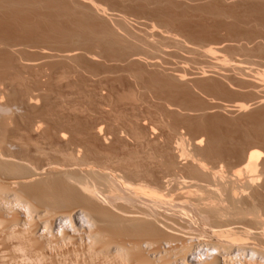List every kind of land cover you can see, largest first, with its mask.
<instances>
[{
	"label": "rangeland",
	"instance_id": "rangeland-1",
	"mask_svg": "<svg viewBox=\"0 0 264 264\" xmlns=\"http://www.w3.org/2000/svg\"><path fill=\"white\" fill-rule=\"evenodd\" d=\"M22 1H25L24 4L22 3ZM46 1H47V4L46 3L44 4V2H46ZM84 1L85 0H72V1L71 0H65V1L64 0H61V1L60 0H51V1L50 0H21V1L20 0H18V1L17 0H0V38L2 37L1 40H3L2 43H0L1 44L0 45V51L1 50H7L6 53L8 52L7 54L11 57V58L10 57L5 58V55L3 54V52H2V54L0 52V55L2 57L4 55V57L0 58V59L3 60L5 58L4 59L5 61H7V60L9 61L7 63H10V61H12V64H10L11 65L10 67L11 68H12V66L16 67V68H12V69L9 68V69H11V70H8L9 74L10 73L18 74V76H20V78L23 77L20 79L18 76H16L17 77L16 78L12 74H10V76L12 75L14 78H16V81H13L14 78L12 77L13 78L12 79L8 75V73L7 74L5 73V72H8L7 67L9 66V64H8V66H5L6 65L5 61L0 60V61H2V63L1 62L0 63L3 64V66L2 65L1 66L2 67L5 66L7 68L6 71H5V69H3L5 72L2 71V69H0V72L2 71L1 72L2 74L5 73L6 75H8V79H9V77L12 79V80L10 79L8 81L6 75H5L6 76L5 78L3 77L4 74H3V76H0L1 80L3 78L7 79V80H3V82H1V80H0V124L2 121H3L2 124H5V125H3V127L0 126L3 129V131L0 130L1 131L0 135H4V134L8 135V138L4 135V138L9 139V140H7L8 143L4 141V143L8 147V149H6V150H10L11 153L13 151L14 154H15V152L18 153L17 156H19V154H20L19 157H21L22 153L24 156H26L25 154L28 153L31 149H32V151H30L29 153L33 152L34 148H31V149L29 148L31 145V143H29V142H31L32 139H33V141H36L37 144H40L39 142H41L42 144H40L39 146L40 147L43 146L42 148H44L45 150L44 149H42V150L47 152L46 155L48 158L47 157L45 158V159H47V162L51 161V163H53V162L57 163L58 166L62 165L63 168H62V166H60L62 169H65V166H66V168H68L67 166L70 165V163H71V165H73L72 163H74L75 165H79V166H77L78 169H80V168L86 169L87 168V170H89V168H90V171L94 170V169L97 170V171L94 170L92 172L93 173L92 175H86L84 172H80V174H81V176H85V178L87 177V179H88L87 181L93 183V184L92 183H90V184L93 185L94 187H96L95 190L99 189L97 191L94 190L95 191L94 194H96V195H94L95 196L94 198L97 197L99 202L103 203V205H101V206H103V208H105L104 211H106V208L108 207V209H111V213H114L116 211L115 213H121V215L124 214L123 216H129V215H132V214H130V212H132V213L134 211L137 212L136 211V205L137 206L142 205L140 207H137V210L139 208H143L142 211H141V209L138 211L140 213L137 212V215L134 214L135 212L133 213L135 216L138 217V215H139V216H144L146 218V215L142 214V213H145V212H143V210L145 211V209H144L145 207H148L146 209V211L148 210L146 212L147 215H148L149 210H151L150 212L153 213V214L152 213H149V214H150V216H152L150 218L151 221L154 220L155 223L157 221V217L160 218V216L163 215L162 219H163V217H165L164 218V220L166 221L165 224L170 223L172 228L174 227L171 230L170 224H169L170 228L167 227L168 225L165 226V227H167V229L169 228V230L172 231V232L169 231L171 233H167V234H171L170 236L166 235L168 238L166 236L163 237V235H164L163 232L164 231L168 232V230L162 224L158 223L159 220L156 223L157 226H155V223L153 221L152 222L150 221V222L152 224L154 223L153 226L157 227V229L160 228V229L164 230L162 232L163 233L162 237H158V239L159 238L160 239L161 238L162 239L167 238L168 241L167 240H165V241L168 242V245L172 249L171 250L172 252L164 255V252L162 251L163 246L162 245L160 246V244L158 243V239H157V241L156 240L153 242L150 241L149 243H151V246H152V248H150V249H152L151 251L157 249V251L155 250L156 251L155 255H153L154 251L152 252L153 253L152 256H154V258H152V259L155 260V261L154 260L152 261V262H154L153 264H164V263H166V264L167 263L168 264H181V263L182 264H184V263H186V264H204V263L205 264H216V262H217V264H224V263L225 264H227V263L228 264H249V263L250 264H262V260L264 261V255H263V253H264V240H263L264 239V236H263L264 235V223H262V221H261V223L263 225L262 224L255 225L254 223L251 224L250 220L247 218H246V220L245 219H243V221L241 220V222H240V219L239 220L236 219L235 222L237 223V225L234 224L233 226H231L235 230L234 231L235 233L232 231L231 234L234 233L233 235L224 236L226 234L224 232L227 230V228H225L224 225H223L224 227L222 226L223 223L222 224L218 223V227H217V224L213 223V221H212V220H214V219H212V216L208 217L205 214H201L200 212L197 211L196 207L194 205H192V202L194 204L195 201L198 202V200L200 201V199H201V196H200V199H198L199 196H198V198L196 196L198 190L196 191V194H193V193H195L193 190H196L198 188H196V189L194 188L193 190L191 188V190L193 191L191 193V195L192 196L195 195L197 199L191 198V196L189 195L191 198L190 199L191 204L188 203L189 205L187 204V202H189V197L187 198L188 201L186 200V202H184V203H181V202L185 201L186 198H184V200L180 199L179 200L180 202L178 201V206H179L178 208H175L172 206L170 207L169 205H167V208L165 205H156V204L153 205V203L146 200L142 196V194H140V192H139V194L142 197L139 196V194L137 195V193H135V191L133 192L132 188L134 186L137 187L138 185H140V184L137 185V183H141L143 181V179L146 176V172H147V178L144 179V181L142 182L141 185H143L144 182L146 185L147 180H150L148 182L149 183L152 182V183L147 184V185L150 187L152 184V186H153L154 185L153 183L154 182L156 183L159 180V178H160L159 174H161L162 175L161 177L163 178V179L160 178V180L161 179H162L161 181L165 180L164 178L170 172H167L168 174L165 173V171H168L169 169H166V167H164V165L162 164L163 161L162 162L160 161L161 157L159 155H160V152H163L161 154L164 155L166 153L168 157L170 156L169 157L170 159H172L174 157L172 160H174L175 163H176V161H178L177 162L178 164H177V166H175V169L174 168L172 169L173 170L172 172L174 173V175L176 174L174 177L179 178L177 180L181 181L180 178L183 180H185V178H186V181L198 182L197 184L198 185L202 184V187H203V184H204V187L209 186V184H211V186H213V183L217 184V183H215L217 180L215 179L216 181L214 180V182H211L213 180L211 178L212 174H210V173L217 171L220 174L225 175V177L223 176L225 179V182H226V180H228L230 183L232 182V185L234 183L236 184V185L235 184L233 185L234 187L238 186V189H236L237 191L234 190L235 191L234 196L237 197V198H235V201H237V199L239 201V199H240L241 203H239L237 201L239 203L240 208L242 207V209L243 208L245 209V207H255V205H258L259 208H260V206H262V208H264V206H263L264 205V188H263L264 187V185H263L264 184V180H263L264 179V177H263L264 176V167H263L264 165L262 164L264 162L263 161L264 160V158H263L264 157V144L262 143V141L264 142V140H263L264 139V128L262 129V131L261 130L260 131L255 130L257 128L254 129L255 125L257 126L260 124L262 125V123L264 124V121H263L264 103L260 101V99L264 98V7H261L264 5V1L263 0H259L260 2L258 0H154V2L151 0H88V2H87V0L85 2ZM156 1H158V3ZM41 2H43V3H41ZM49 2H53L54 4H51ZM62 2H63V4H61ZM90 2L91 3L93 2L97 5H100V7L103 9L105 8L104 12L100 11V14H102L103 16L100 15V17H99L98 14H95L93 12L91 13V10H88L90 8V6H89ZM35 3H36V6H35ZM260 3H263V5L260 6L259 5ZM55 4H57V5H55ZM120 4H122V5H120ZM162 4H164V5H162ZM37 5L38 6L40 5L41 7L40 6L38 7ZM50 5L51 6H57L58 8L57 7H54V8L49 7ZM63 5H64V7H63ZM165 5L169 8V10H167V7ZM65 6H66V8H65ZM256 6H257V8H256ZM3 8H4V10H2ZM55 8H57V9H55ZM60 8H61V10H60ZM41 9H43V10L45 9L46 11L45 10L43 11ZM49 9H51V10H49ZM9 11L12 13V16H11ZM72 11H74V12H72ZM257 11H259V12H257ZM43 13H45L44 14L45 16L43 15ZM54 14L57 15L58 17H56V16L54 17ZM65 14H67V15H65ZM69 14H71V15H69ZM83 15H85V16H83ZM88 15H89V17H88ZM47 16L49 18H45ZM71 16H73L75 18H73ZM36 17H38V18H36ZM79 17H80V19H79ZM83 17H85V19H83ZM90 17H91V19H89ZM96 17H98L99 19H97ZM102 17L104 20L102 19ZM57 18H58V20H57ZM86 18H88V19H86ZM6 19H8L7 22L10 21L8 24L14 23L17 20L16 23L21 22V23H19V25H22L24 27L16 25L15 30H13L14 27L11 30V29H9V28H11L10 27L11 24H10V25H7V26H9L7 29V27L5 25V24H7L6 21H5V23H2V21L4 22V20H6ZM10 19L12 21L13 20L14 21L12 22ZM23 19H24V21H23ZM33 19H35V20H33ZM92 19H93V21H92ZM74 20L76 22H78L77 20H80V21L82 20L81 21L82 23H83V21H86V23L85 22L84 23L86 25L88 23L89 24V25H87L88 27L85 24H82L83 26L85 25L84 26V30L86 29L85 31H87V29L91 33H92V31H94L98 37H101V36L103 37L105 35H108L110 38L111 36L112 37L115 36V38H117L120 41L119 46L121 44H123V45L120 46L121 47L120 50L118 49L119 46L115 47V45H113L114 47L113 46L112 47L114 49L118 47L114 51L110 47L111 44L108 42H106V45L107 44H110V45L106 46L105 42H102V41L97 42V40H94V41H90V43H89L88 42L89 40H87L85 38L84 39L82 38V40L78 41L77 44H76L77 41L76 42L74 41V43H73L72 40L67 41V38H65V37H63V39H62L61 35L58 34L57 32L60 33V30H62V27H63V29H65L64 27L71 29L72 26H74V24H73V23H75ZM58 21H61V22H58ZM97 21H101V22L99 23ZM93 22H95V23H93ZM40 23H43V24H40ZM46 23L50 25V27H48V28H50V29L52 28L51 30L53 32L49 31L47 29H45V30L43 29L44 24H45V27L48 26ZM31 24H32V26H31ZM33 24L37 25L38 31L35 30L36 27ZM52 24H53V26H51ZM67 24H69V25H67ZM40 25L41 26L43 25V26L41 27ZM12 26H15V23H14V25L12 24ZM27 26L29 28L30 27L31 28L27 29V30L25 29L26 31L24 30V32L28 31L27 32L28 34L27 33L25 34L23 32V29L28 28ZM89 26H90V28H89ZM99 26L100 27L105 26L104 27V29L106 31V32L104 31L105 35L103 33L104 29L103 28L100 29ZM17 27H20L21 29L22 28L23 29L22 30L16 29ZM32 27H34V28H32ZM40 27H41V30L43 29V33L41 30H39ZM75 27H79V26L75 25ZM80 27H82V26H80ZM95 27H97L98 29ZM92 28H94V30H92ZM2 29H4V30H2ZM58 29H60V30L58 31ZM5 30H7V31H5ZM20 30L24 34L21 33ZM30 30H33V31L30 32ZM34 31H36V32H34ZM39 31H41V32H39ZM48 32L50 35L48 34ZM97 32L100 34H98ZM108 32H110V33H108ZM6 33H8V34H6ZM40 33H42V35ZM115 33L116 34L118 33V34L116 35ZM51 35H52V37H51ZM119 35H120V37H119ZM108 36H105V38H108ZM47 37H48V39H47ZM56 39H57V41H56ZM31 41H33V42H31ZM83 41L88 42V44L86 42H83ZM5 43H7V44H5ZM16 43H18V44H16ZM92 43H93V45H92ZM103 43H104V46H103ZM89 44H91V45H89ZM8 45H12V47L8 46ZM106 47L107 48L109 47V48L107 49ZM210 48L216 49V51H214L213 55L212 54H210L209 56L205 55L203 53V51H206ZM69 52L71 55L73 53L74 57L72 56V58H70L71 57L70 56L69 58H66L63 56L64 54L69 53ZM4 53H5V51H4ZM120 54H122V55H120ZM113 55H114V57H113ZM78 56L80 59L78 58ZM19 57L21 58V60ZM94 57H95V59H94ZM73 58H75V59H73ZM9 59H13V60H9ZM18 59H19V61H18ZM76 59H78V60H76ZM14 60H15V62H14ZM22 60H24V61H22ZM13 62L15 64H13ZM85 62L87 65L85 64ZM4 63H5V65H4ZM45 64H47V66ZM97 64H99V65L97 66ZM17 67H18V70H17ZM19 67H20V69H19ZM30 68H31V70H30ZM51 70H53V71H51ZM10 71H12V72H10ZM19 71H22V73ZM34 71H36V72H34ZM38 71H39V73H38ZM49 71L51 74L48 73ZM175 71L181 75H184L185 80L182 81V84L180 82H177V85L175 84L176 86H173L170 83L169 84L171 86L167 85L168 84L167 81L170 82V80L173 78L172 76L176 73ZM29 72L31 73V75ZM24 73H25V75H24ZM202 73H204V74H202ZM2 74H0V75H2ZM38 74H40L41 77ZM205 74H207V76ZM202 75H203V77H202ZM18 78L20 79V81L17 80ZM38 79H40L41 82H39ZM47 80H48V82H47ZM10 81L11 82L13 81V83L9 85ZM34 83H36V84H34ZM178 83L180 86L178 85ZM13 84H17V85H13ZM20 84L21 85L24 84L22 86V89H20V87H21ZM13 87H14V89H13ZM23 87L26 88L27 91L29 90L28 94L26 93L27 92L26 90H24L26 94L24 93V91H22L24 89ZM15 89L17 90V92L15 91ZM29 98H30V100L32 98V103L29 102V100H28ZM241 104H243L245 106L244 110L240 108V106H242ZM239 108H240V110H239ZM1 111H3L4 113ZM6 112H7V117H6ZM9 112L10 113L13 112V113H11V115H10ZM42 112L44 114H41ZM45 114H47V115H45ZM252 116L256 117L257 119L253 118ZM11 118H12V120H11ZM7 119H8V121H7ZM211 119H212V121H211ZM41 120L43 123L41 122ZM44 120H46L47 122H45ZM48 120H49V122H48ZM209 120H210V123H209ZM195 121H197V123L200 122L199 126L202 122V124L200 126L201 128H199V126L196 124ZM254 121H257V122L259 121V122L258 123L256 122L254 124ZM7 122L10 124H8ZM211 122H212V124H214L213 125L214 127L215 126H217V127L212 128ZM208 123L211 125H209ZM6 124L9 127H7ZM14 124H15V126H14ZM23 124L24 125L26 124L27 126L25 125V127H24ZM39 124H41V125H39ZM189 124H191V125H189ZM218 124H219V126H218ZM194 125H197V126H194ZM203 125H204V127H202ZM208 125L210 128L215 129V130H217V128L219 127L220 131H222V132L217 133V132H220L218 130V131H216V133H217L216 134L214 132V130L211 131L212 129L210 131H208V129H209V128L207 129ZM233 125H236V126L234 127ZM4 126H5V128H4ZM16 126H18V128ZM32 126H33V130H32ZM42 126L43 127L45 126V127L43 128ZM227 126H228V128H227ZM30 127H31V129H28ZM40 127H41V129L42 128L43 129L41 130ZM232 127H234L235 129ZM236 127H237V129H236ZM6 128H7V130H6ZM222 128H224V129L221 130ZM11 129H13V130H11ZM56 129L58 131H60V133L58 131H56ZM202 129H203V131H202ZM18 130H19V132H18ZM21 130H22V132H20ZM97 130H101V131H97ZM151 130H152V132H151ZM252 130H253V132H252ZM13 131L15 132L16 135L13 134L14 133ZM36 131H38V132L36 133ZM54 131L56 133H54ZM84 131H85V133H83ZM224 131H225V133H224ZM230 131H232L233 133ZM243 131H245L246 133ZM256 131L259 133H257ZM4 132H7V133H4ZM207 132H210V133L208 134ZM2 133H4V134H2ZM53 133H54V135H53ZM32 134H33V136H32ZM61 134L63 135V137L60 139L58 136H61ZM211 134H214L215 138L218 136V138H216V139H219L218 141H221L222 139H223L222 141H224V138H222L220 134H222V136L224 135L223 137H225V139L227 137L228 138L224 141L225 144L223 142H221L223 144L220 147L221 144H220V142H217V140L215 142L213 141L214 143L212 142V140H209V139H211V137L214 138L213 137L214 135L211 136ZM9 135H12L13 139ZM20 135L21 136L23 135L22 139H20L21 138ZM29 135H30L31 140L29 139ZM46 135H48V136H46ZM51 135H52V137H51ZM260 135H262L263 138H261L262 136L260 137ZM15 136H17L16 137L17 139L15 138ZM71 136H74V138ZM76 136H78V137L76 138ZM87 136H89V137H87ZM239 136L241 137V139ZM2 137L0 140H4V139H2ZM56 137H58L60 139V141L58 138L56 139ZM219 137H221V138H219ZM245 137H247V138H245ZM14 138L16 140H18V142L20 141L19 142L20 144L17 141H15ZM68 138H69V140H68ZM170 138H172V139H170ZM244 138H245V140L243 141ZM73 139L75 142L73 141ZM21 140L23 143H21ZM61 140L63 141L64 144L62 143ZM79 140H81V141H79ZM90 140H91V142H90ZM169 140L170 141L172 140L171 142H173V143H171ZM183 140H184V142H183ZM240 140H242V141H240ZM33 141H32V143H33ZM82 141H84V143ZM197 141H200L198 146H196V144H195ZM231 141H233V142H231ZM68 142H69V144H68ZM153 142H155V144ZM246 142H247V144H246ZM4 143H2V145L0 144V146L2 147L4 145ZM45 143H47V145ZM65 143H67V144H65ZM76 143H77V146H76ZM151 143L154 144L153 147H152ZM207 143H208V145H207ZM217 143H219V144H217ZM234 143H235V145H234ZM15 144H17V145H15ZM214 144H215V146L219 145V148L221 150L223 147L222 151H224L223 152L224 154L221 151L222 154L219 153L217 155L215 152H217V151L219 152L220 149L218 148L219 149L218 150L216 148L218 146L214 147L213 146ZM140 145L143 146V149L141 148L142 146H140ZM211 145H212V147H211ZM46 146H47V148H46ZM52 146H53V148L54 147L55 148L54 149L51 148ZM164 146H166V147H164ZM171 146H175L176 148L175 147L172 148ZM227 146H230V147H227ZM3 147H4V151H2V152L4 153L6 146L4 145ZM25 147L26 148L28 147L29 149L28 148L26 149ZM102 147L104 149H102ZM107 147H109V148H107ZM213 147L217 149V150L215 149L216 151L214 150V152H213L214 155L212 154L213 150H211ZM23 148H24V150H23ZM89 148H90V150H89ZM197 148L198 149L200 148L201 150H198ZM18 149H19V151H18ZM51 149H53V150H55V149L64 150L65 149V151L66 150H67V152L69 151V154L71 151L72 154L74 153L73 155L71 154L74 158L73 159L74 161L72 160L69 162V160L68 161L66 160L68 158V156H66L67 153L66 154L63 153L65 155L61 154L63 156V158H61V155L59 154V153H61L60 150H56L57 153L59 151V153L57 154V153H55V151L50 152ZM79 149H81L82 152ZM83 149H85L86 151ZM151 149L153 152L149 151ZM153 149H155V151ZM180 149L184 152V154L182 156V158H184V159L180 158V159H182V161L181 160L179 161V158L178 159L176 158L182 152ZM246 149L249 151H247ZM72 150H74V151H72ZM95 150H97L99 152V154ZM102 150H104V151H102ZM111 150L112 151L116 150V151L113 153ZM142 150H144V151H142ZM237 150H239V152ZM147 151H148V157L146 154H144V153H147ZM156 151H157V153H156ZM196 151H197V153H195ZM225 151H228V152H225ZM250 151H257V152L262 153L261 156H258V159H257L258 161H256V167L254 168V170H252V173L250 172L251 170L249 171V169L245 168V163L243 161V159L246 157V155ZM140 152H141V155H139ZM142 152H144V153H142ZM209 152H210V154H209ZM232 152H234L233 154L235 156L232 154ZM5 153L11 154L8 151ZM29 153L27 155H29ZM133 153H135V154L133 155ZM77 154H78V156H77ZM105 154L110 155V156H107ZM157 154L160 157V159L159 158L156 159V157L153 156V155L156 156ZM12 155H13V153H12ZM81 155L82 156L84 155V156L82 157ZM89 155L90 156L92 155V156L90 157ZM187 155H189V156H187ZM192 155H193V158H192ZM196 155H198V156H196ZM204 155L208 159L206 157H204ZM13 156L17 157L16 154ZM103 156H105V157L107 156V157L102 158ZM194 156H195V158H194ZM221 156H223V157H221ZM64 157H65V159H64ZM75 157H78V158H75ZM108 157L112 160L113 163L116 162L115 166H113L114 165L113 163H111V164L109 163V162H111V160ZM113 157H115V159ZM124 157L126 158V161H124V159H125ZM136 157L138 160L136 159ZM146 157L148 160L145 159ZM149 157L151 159H149ZM186 157L189 159H187ZM196 157L200 162L202 161L201 163L206 165L207 168H205V169H207V170H206L205 175L207 174L206 176H209L208 174H210L211 177L209 176V177L205 178V176H204V178H203L202 176H199V178H198V175H197L198 180H196V177H193L194 174L191 176L190 170L192 168H194V166H193V165H195L194 161L196 164H197V162H199L196 159ZM224 157H227V159ZM97 158H98V160H97ZM139 158L142 160H139ZM213 158H215L214 160L216 162H214ZM218 158L220 160H218ZM69 159L71 160L72 158H69ZM89 159L91 162L88 161ZM104 160L106 163L104 162ZM151 160H152V162H151ZM44 161H46V160H44ZM118 161H119V163H117ZM139 161H141V162H139ZM156 161H158V164ZM40 162H42V160ZM78 162H80V163H78ZM107 162L109 163L108 165H106ZM127 162H128V164H125ZM142 162H144V163L142 164ZM66 163H68V164H66ZM103 163H105V166ZM120 163H122V164L124 163V166ZM139 163H141V164H139ZM101 164L107 170L104 169V171L102 172L103 169L101 170L99 168V167H102ZM116 164L118 166L117 168H120V169L117 170ZM135 164L139 167L138 171H137L136 167H135V169L133 168ZM151 164H153V167ZM161 164L165 169L163 167H162L163 169L161 168ZM219 164L222 166V170L225 172L220 170L221 166ZM126 165H127V167H130L131 172H130L129 168H127L129 170L126 169V167H125ZM155 165L157 167L159 165L160 166L158 168H156ZM261 165H263V166L261 167ZM119 166H121V167H119ZM143 166L145 169L143 168ZM184 166H186L187 168ZM104 167H102V168H104ZM112 167H113V169H111ZM124 167L126 170L124 169ZM211 167H213L212 168L213 172L211 171L212 170ZM240 167L242 169L243 168H245V169L242 170ZM114 168H116V169H114ZM122 168L124 171L122 170ZM215 168H216V170H215ZM146 169H147V171L144 173V171ZM239 169H240V171L242 170L241 172H243V173H240V175L242 174L241 176H243L244 178L241 177L239 174H237ZM105 170H106L107 174L105 173ZM109 170L110 171L112 170V171L110 172ZM132 170H133V172L136 170L135 172H138V173H135V172L133 173ZM148 170L150 171L151 175L148 173L149 172ZM158 170H160V171H158ZM209 170H210V172H209ZM218 170H220V171H218ZM235 170H238V171L236 172ZM99 171L102 172L101 175H99L100 174ZM119 171L121 172L120 173L121 175L119 174ZM162 171H163V173H159ZM170 171H171V169H170ZM129 172H130V175H127ZM183 172L185 173V175ZM186 172L187 173L190 172V173L187 174ZM96 173H98V174L95 175ZM109 173L111 175H109ZM153 173L155 174V176H152V175H154ZM260 173L262 175H258ZM102 174H104V175H102ZM148 174L151 176L150 178L148 177L149 176ZM165 174H166V176H164ZM250 174H251V178H250ZM252 174H254V176ZM106 175H108V176L106 177ZM113 175H115V176H113ZM136 175H138V179H137ZM143 175H145V176H143ZM116 176L119 178H117ZM126 176L128 178L131 177L130 179H132V180L129 181V179H127ZM139 176L140 177L142 176V178H140ZM156 176L158 179H156V181H155L154 178ZM190 176L193 178H191ZM37 177H39V178H37ZM200 177H202V178L200 179ZM258 177L259 178L261 177V178L259 179ZM40 178H41L40 176H34L33 181H35L36 179H37L36 181H38ZM43 178H44V180H43ZM92 178L94 179V181H95V179L96 180L102 179V181H103V179H106L107 181L104 180L105 183L106 184H108L109 182L112 183L113 185L111 187L114 188L116 193L118 192L117 193L118 195L117 194H114V196L112 195L115 192L112 191L113 189L111 187H109L110 190H107L108 189L107 188L105 191V190H103L104 186L102 185L103 189H101L100 187H101V184H103V182L101 181V184H100V183H98L99 181L98 182L95 181L96 182L95 183L93 180H91ZM151 178H152V180L154 179V181H152ZM232 178H234V179H232ZM120 179H122V180L126 179L125 181L128 180L129 183L131 182L133 184V185L131 184V186H130L131 188H129L131 190H127L128 188H122L119 184ZM133 179H135V180H133ZM136 179H137V183L135 182ZM203 179H205V180H203ZM244 179L245 180L251 179V180H247L248 182H250L252 184L251 187L245 186L246 185L245 182H247V181H245ZM46 180H48V179H46L45 177H42V179H40V181H46ZM205 182L206 183L208 182V183L206 184ZM229 182H227V183H229ZM253 182H254V184H253ZM97 183L99 185H97ZM110 183H109V186L111 185ZM240 184H241V186H240ZM258 185L261 188H259ZM261 185H263V187ZM15 186H13L14 189L19 190L18 186H16V187ZM243 186H244V188H243ZM247 187H249V188H247ZM246 189H248L249 192ZM200 190H201V192H198V194L200 193L199 195H201V193L204 192V191H202L201 187H200L199 191ZM103 191L105 194H103ZM108 191H109V194L107 195ZM245 191H247V192H245ZM111 192H113V193L111 194ZM253 192H254V194H253ZM119 193L121 195H119ZM109 195H110V197H109ZM116 195L118 196V198ZM204 195H206V191H205V194H202V197H204ZM99 196H101V197H99ZM119 196H121V197H119ZM131 196L133 197V199L131 198ZM206 197H207V195L205 196V198ZM222 197H224V196H222ZM192 199H194V200H192ZM223 199H225V197ZM252 199L253 200L255 199V200L253 201ZM98 200L96 201V203L99 204L97 206H99L98 208H100L101 203H99ZM247 201H248V204H247ZM118 202L124 203V205L121 204L123 206H119ZM200 202L206 203L208 201L203 199ZM249 202L250 203L252 202L251 206H249L250 205ZM94 203H95V201H94ZM180 203H181V205H180ZM128 204L130 205V207H127ZM230 204H231V202H229V200H227V199L223 200L221 203V205L225 206V207L229 206ZM105 205H106V207H105ZM114 206L115 207L117 206L120 209L119 208L116 209L117 207L114 209ZM133 206L135 207L134 208L135 210L128 212L131 209V207H132L131 210H133ZM155 206L158 207L157 212H156L157 209L156 210L152 209V207L155 208ZM239 206H238V204H235V207L239 208ZM258 207L256 206V208H258ZM125 208L127 210H125ZM121 210L123 212H126V213H122ZM181 211H183V213H181ZM261 212H262V214H261ZM108 213H109V211H108ZM140 214H142V215H140ZM259 214H260V217L262 215L263 219H261V218L260 219L263 220V222H264V209H262ZM10 215H8V216H10ZM153 215H154V217H153ZM191 215H192V217H191ZM166 216H168L167 217L168 220H166ZM12 217H13V215L10 217L0 216V220L5 222V223L2 222L3 227L6 226L8 224V222L9 223L11 222ZM89 217H91V215ZM94 217L95 218L93 219V217H92V219L95 221L96 216H94ZM149 217H147V219H145V218H143V219L148 220ZM155 217H156V219H153ZM185 217H186V219H185ZM224 218L229 219L226 216ZM92 219H90V220H92ZM173 219H176L177 221H174ZM79 220L80 219H76L72 216V217H70L69 221L66 222L68 224V226L66 225L67 227H69L71 225L73 227H69V230L63 229V232H65L66 235L68 233V236L70 238L71 237L74 238L73 241H76V242L71 241L70 243L72 244V242H73V244L71 245L69 243L68 244L69 246L67 245V247L63 249L64 251L62 250L61 252H59V251H58V253L56 252L52 256L53 257L52 260L54 261V263H52V264H61V263L65 264L67 262L70 263V260L72 258V256H71L72 254L70 255L69 252L70 251L72 252V250H78L79 254L80 253L82 254V255L81 254L79 255L81 258L78 256V260L80 262H81V259H82V262L84 261V259L86 260L87 254H86V251L84 249V242L81 243L82 242L81 240H82L84 234H86V232L89 229L91 232L96 231V229L99 227L98 225L100 223L97 224V226H96L93 223L94 222L93 220L91 222L86 221V219H84L83 221L80 220L81 223L83 222L85 224V226H84V224H81ZM225 220H222V221L219 220V222H225ZM229 220H226V221H229ZM6 221H8V222L6 223ZM162 221H159V222L162 223ZM165 221H163V224ZM167 221H169V222H167ZM214 221H216V218ZM248 221H249V223H248ZM175 222H177V223H175ZM178 222L179 223L181 222L182 224L180 223V226H179ZM47 223H48V225L50 223L52 224V225L50 224L51 228L49 226H47V224H46L47 229H49V228L52 229L55 226L54 222H52V221H50V223L49 222H47ZM95 223H97V221ZM175 224L179 227L175 226ZM185 224H187L188 226L186 225L187 226L186 227ZM213 224L216 227L213 226ZM181 225L186 227V229H183L184 227H181ZM210 225L213 227H210ZM251 225H253V226L251 227ZM101 226H105V225H103V223H102ZM234 226H235V228H234ZM188 227L190 229H188ZM231 227L228 229L232 230ZM70 228L73 230H71ZM177 228H179L181 230V232ZM216 228L221 229V230L217 231L218 229H216ZM160 229H159V231H160ZM254 229H255V231H254ZM175 230H177V232ZM185 230L190 231V232H186ZM215 230H216V232H214ZM244 230H246V232L249 231L248 232L249 234L245 233ZM260 230H262V232ZM76 231H78V232H76ZM178 231H179V233H178ZM183 231L185 233H188V234H185ZM79 232H81L83 234V236ZM174 232H176V234H174ZM75 233H77V235H79V236H77ZM189 233L193 234L192 236H194V237L190 236ZM257 233L258 234L263 233V234H262V236H257ZM220 234H222V236ZM179 235L182 237H179ZM187 235H189V237H187ZM197 235L200 237L198 238ZM217 235H219V236H217ZM236 235H237V238H236ZM74 236L77 237L80 241L78 239H76ZM201 236H203V237H201ZM79 237H81V238H79ZM175 237H177V239ZM183 237L186 238V240ZM251 237H252V239H250ZM126 238L127 237L125 236V239L123 238V240L127 241ZM191 238H195V239H191ZM221 238L223 240H221ZM175 239L176 240L180 239V241H175ZM197 239H199V240H197ZM253 239L254 240L256 239V240L254 241ZM161 240H159V242H161ZM169 240H173V242L169 241ZM182 241H184V242H182ZM197 241L198 242L200 241V242L198 243ZM201 241L202 242L206 241V242H209L210 244L212 243V245L209 244L210 247L207 246L208 249H205L204 246H206L205 245L206 243L203 244V243H201ZM156 242H157V244H154V245H156V247L154 249L152 244L156 243ZM97 244H99V243H96L95 245L98 246ZM161 244H163V243H161ZM216 244H217V246H219V245H225V247L228 246L227 249H229V251H227L226 248H224L225 250L223 249L225 252L222 251V249H221V251H220V249L216 250V248H215ZM207 245H208V243H207ZM220 247L221 246H219V248ZM223 247H221V248H223ZM244 247H247V248L245 249ZM254 248L258 251L257 254L251 252L252 250L254 252V250H255ZM10 249H11V244L9 242L3 241L0 238V250H1L0 254H2V255L4 254L3 256L2 255H0V256H2L7 263L10 261V263H8V264H12L14 262V261L11 262V260H10L11 259L10 255H12V254L16 255L18 257L17 259H19V260H17V263L15 261L13 264H30V262L28 260H23L24 262H21V259L19 258L20 253H19V255L14 254L11 252ZM242 249H244L245 251ZM95 250H97V248H95ZM181 250H184V251L187 250V251L181 252ZM199 250H201V251H199ZM188 251L190 253H187ZM237 251H239V252H237ZM241 251H243V252H241ZM248 251H250V252H248ZM65 252H68V254L70 256L67 255L66 258L67 257L68 258L64 259V261H61L63 257H60V253L64 254ZM159 252H160V254H159ZM174 252H176V253H174ZM217 252L219 253V255H217L218 254ZM260 252L262 253V255L259 254ZM185 253H187V254H185ZM175 254H178V255H175ZM236 254H238V255H236ZM144 255H145V253H144ZM188 255H190V256H188ZM233 255H234V257H232ZM173 257H175V258H173ZM228 257H230V258H228ZM211 258H212V260H211ZM216 258H218L219 260L217 259V261H216ZM234 258H235V260H234ZM100 259L101 258H99V257L95 258V259L91 260L93 263L90 261L88 264H91V263L92 264H110V263L117 264V262L115 263V262H110L107 260L106 261L108 263H106L105 260L103 261ZM152 259L150 257V260H152ZM190 259H192V260H190ZM228 259H229V261H227ZM247 259H248V261H247ZM253 259H255L256 261ZM58 260H59V262L60 261L61 262L60 263L57 262ZM25 261H27V262L25 263ZM132 261H134V260H132ZM132 261H130V262H132ZM218 261H219V263H218ZM69 263H67V264H69ZM118 264H121V263H118ZM122 264H124V263H122ZM129 264H131V263H129ZM263 264H264V262H263Z\"/></svg>",
	"mask_w": 264,
	"mask_h": 264
},
{
	"label": "bare ground",
	"instance_id": "bare-ground-1",
	"mask_svg": "<svg viewBox=\"0 0 264 264\" xmlns=\"http://www.w3.org/2000/svg\"><path fill=\"white\" fill-rule=\"evenodd\" d=\"M18 1V0H17ZM21 1V0H20ZM51 1V0H50ZM61 1V0H60ZM65 1V0H64ZM72 1V0H71ZM86 1V0H85ZM84 1V2H85ZM151 1H153L154 2V0H151ZM259 1V0H258ZM264 1V0H263ZM24 2L25 1H22V3L24 4ZM87 2H88V0H87ZM132 2V1H131ZM157 3H158V1H156ZM260 2V1H259ZM11 3V2H10ZM29 3V2H28ZM34 3V2H33ZM40 3V2H39ZM41 3H43V2H41ZM47 4V1L46 2H44V4ZM49 3H51V4H54L53 2H49ZM56 3V2H55ZM161 3V2H160ZM159 3V4H160ZM163 3V2H162ZM251 3V2H250ZM21 4V3H20ZM30 4V3H29ZM38 4V3H37ZM60 4V3H59ZM61 4H63V2L61 3ZM60 4V5H61ZM89 4V3H88ZM116 4V3H115ZM118 4V3H117ZM33 5V4H32ZM55 5H57V4H55ZM67 5V4H66ZM86 5V4H85ZM120 5H122V4H120ZM162 5H164V4H162ZM260 6L261 5H263V3H260L259 4ZM31 6V5H30ZM35 6H36V3H35ZM34 6V7H35ZM38 6V5H37ZM40 6V5H39ZM38 6V7H39ZM59 6V5H58ZM89 6H90V8L88 9V10H91V13L93 12V13H95V14H98L99 15V17H100V15H102V14H100V11L101 12H104V9L103 8H101L100 7V5H97V4H95V3H91L90 2V4H89ZM166 6V5H165ZM164 6V7H165ZM258 6V5H257ZM257 6H256V8H257ZM41 7V6H40ZM49 7H57V6H49ZM61 7V6H60ZM63 7H64V5H63ZM62 7V8H63ZM159 7V6H158ZM162 7V6H161ZM167 7V6H166ZM170 7V6H169ZM253 7V6H252ZM261 7H264V5L263 6H261ZM58 8V7H57ZM57 8H55V9H57ZM65 8H66V6H65ZM131 8V7H130ZM13 9V8H12ZM38 9V8H37ZM54 9V10H55ZM70 9V8H69ZM172 9V8H171ZM253 9V8H252ZM2 10H4V8L2 9ZM7 10V9H6ZM39 10V9H38ZM41 10H43V9H41ZM45 10V9H44ZM43 10V11H44ZM49 10H51V9H49ZM60 10H61V8H60ZM64 10V9H63ZM164 10V9H163ZM167 10H169V8L167 7ZM261 10V9H260ZM46 11V10H45ZM10 12V11H9ZM57 12V11H56ZM72 12H74V11H72ZM170 12V11H169ZM257 12H259V11H257ZM61 13V12H60ZM64 13V12H63ZM106 13V12H105ZM10 14H11V16H12V13L10 12ZM45 13H43V15H44ZM94 14V15H95ZM53 15V14H52ZM65 15H67V14H65ZM69 15H71V14H69ZM105 15V14H104ZM45 16V15H44ZM58 17L57 15H55L54 14V17ZM64 16V15H63ZM83 16H85V15H83ZM103 16V15H102ZM17 17V16H16ZM27 17V16H26ZM35 17V16H34ZM43 17V16H42ZM62 17V16H61ZM71 17H73V16H71ZM88 17H89V15H88ZM2 18V17H1ZM8 18V17H7ZM31 18V17H30ZM33 18V17H32ZM36 18H38V17H36ZM45 18H49L48 16L47 17H45ZM69 18V17H68ZM73 18H75V17H73ZM78 18V17H77ZM76 18V19H77ZM97 19H99L98 17H96ZM43 19V18H42ZM62 19V18H61ZM60 19V20H61ZM72 19V18H71ZM75 19V20H76ZM79 19H80V17H79ZM83 19H85V17H83ZM86 19H88V18H86ZM89 19H91V17L89 18ZM94 19V18H93ZM93 19H92V21H93ZM102 19H103V17H102ZM11 20V19H10ZM33 20H35V19H33ZM38 20V19H37ZM56 20V19H55ZM57 20H58V18H57ZM63 20V19H62ZM73 20V19H72ZM74 20V22L75 23H73L74 24V26H72V28L71 29H69V28H67V27H64L65 29H63V27H62V30H60V29H58V31L60 30V33L59 32H57L58 34H60L61 35V38L63 39V37H65V38H67V41H69V40H72V42L74 43V41L76 42V44L78 43V41H80V40H82V38L84 39H87V40H89L88 42L90 43V41H94V40H97V42H105V45H106V42H108V43H110V44H107L106 46H108V45H110V47L115 51V49H117V48H113L114 46L113 45H115V47L116 46H119V44H120V41L117 39V38H115V36L114 37H112L110 34V38H109V36L108 35H105V33H104V31H105V29H104V27L103 26H99L100 27V29L101 28H103L104 30H103V33H104V35L105 36H108V38H105V36H101V37H98L97 35H96V33L94 32V31H92V33L90 32V31H88V29H87V31H85L84 30V26L86 25L85 23H86V21H83V23L80 21V20H77L78 22H76ZM101 20V19H100ZM104 20V19H103ZM102 20V21H103ZM2 21V20H1ZM5 21H6V23L7 24H5L6 25V27H7V29H8V27L9 26H7V25H10L11 24V28H9V29H11L12 30V28L14 27V29L13 30H15V27H16V25H18V26H22V25H19V23H21V22H19V23H16V21L14 22L15 23V26H12V24L14 25V23H10V24H8L9 22H7L8 21V19H6V20H4V22L2 21V23H5ZM12 21V20H11ZM14 21V20H13ZM12 21V22H13ZM23 21H24V19H23ZM65 21V20H64ZM63 21V22H64ZM67 21V20H66ZM26 22V21H25ZM41 22V21H40ZM58 22H61V21H58ZM57 22V23H58ZM69 22V21H68ZM85 22V23H84ZM96 22V21H95ZM95 22H93V23H95ZM97 22H101V21H97ZM34 23V22H33ZM78 23V24H77ZM30 24V23H29ZM39 24V23H38ZM40 24H43V23H40ZM47 24V23H46ZM70 24V23H69ZM69 24H67V25H69ZM82 24H85L84 26L82 25ZM91 24V23H90ZM3 25V24H2ZM33 25H35V24H33ZM48 26H46L45 27V24H44V30L45 29H47V30H49V31H52L50 28H48V27H50V25L49 24H47ZM65 25V24H64ZM75 25L76 26H79V27H75ZM87 25H89L88 23H87ZM86 25V26H87ZM92 25V24H91ZM95 25V24H94ZM101 25V24H100ZM4 26V25H3ZM2 26V27H3ZM31 26H32V24H31ZM41 26V25H40ZM41 26V27H42ZM51 26H53V24L51 25ZM70 26V27H71ZM80 26H82V27H80ZM93 26V25H92ZM5 27V26H4ZM22 27H24V26H22ZM28 27V26H27ZM35 27H36V29L35 30H37V25H35ZM41 27L39 28V30H41ZM75 27V28H74ZM88 27V26H87ZM31 28V27H30ZM29 27L28 28H22L23 29V32H24V30L26 29H30ZM32 28H34V27H32ZM86 28V27H85ZM89 28H90V26H89ZM95 28H97V27H95ZM16 29H21L20 27H17ZM21 29V30H22ZM43 29L41 30L42 31V33H43ZM98 29V28H97ZM2 30H4V29H2ZM20 30V31H21ZM25 30V31H26ZM34 30V29H33ZM33 30H30V32H32ZM92 30H94V28H92ZM96 30V29H95ZM5 31H7V30H5ZM17 31V30H16ZM19 31V30H18ZM38 31V30H37ZM41 31H39V32H41ZM97 31V30H96ZM109 31V30H108ZM13 32V31H12ZM22 31H21V33H23ZM28 32V31H27ZM27 32H24L25 34L27 33ZM34 32H36V31H34ZM53 32V31H52ZM106 32V31H105ZM23 33V34H24ZM42 33H40L41 35H42ZM51 33V32H50ZM55 33V32H54ZM98 33V32H97ZM108 33H110V32H108ZM107 33V34H108ZM6 34H8V33H6ZM13 34V33H12ZM15 34V33H14ZM17 34V33H16ZM28 34V33H27ZM38 34V33H37ZM48 34H49V32H48ZM98 34H100V33H98ZM116 34V33H115ZM118 34V33H117ZM116 34V35H117ZM50 35V34H49ZM96 35V36H95ZM2 36V35H1ZM48 36V35H47ZM51 37H52V35H51ZM60 37V36H59ZM118 37V36H117ZM119 37H120V35H119ZM64 38V39H65ZM2 39V37L0 38V43H2V41L3 40H1ZM10 39V38H9ZM47 39H48V37H47ZM59 39V38H58ZM54 40V39H53ZM6 41V40H5ZM4 41V42H5ZM8 41V40H7ZM11 41V40H10ZM15 41V40H14ZM29 41V40H28ZM40 41V40H39ZM43 41V40H42ZM45 41V40H44ZM56 41H57V39H56ZM66 41V40H65ZM9 42V41H8ZM31 42H33V41H31ZM47 42V41H46ZM49 42V41H48ZM51 42V41H50ZM83 42H86V41H83ZM88 42H86L87 44H88ZM28 43V42H27ZM59 43V42H58ZM65 43V42H64ZM85 43V44H86ZM94 43V42H93ZM93 43H92V45H93ZM4 44V43H3ZM2 44V45H3ZM5 44H7V43H5ZM16 44H18V43H16ZM15 44V45H16ZM86 44V45H87ZM100 44V43H99ZM1 45V44H0ZM89 45H91V44H89ZM121 45H123V44H121ZM120 45V46H121ZM8 46H11L12 47V45H8ZM76 46V45H75ZM103 46H104V43H103ZM113 46V47H112ZM119 46V50H120V47ZM129 47V46H128ZM107 48V47H106ZM105 48V49H106ZM109 48V47H108ZM107 48V49H108ZM6 49V48H5ZM112 50V51H113ZM124 50V49H123ZM4 51H5V53H4ZM6 51L7 50H1L0 52H1V54H2V52H3V54L5 55V58L6 57H10L7 53H6ZM70 51V50H69ZM108 51V50H107ZM214 51H216V49H208V50H206V51H203V53L205 54V55H207V56H209L210 54H212L213 55V53H214ZM125 52V51H124ZM76 53V52H75ZM11 54V53H10ZM4 55H3V57H4ZM8 55V56H7ZM20 55V54H19ZM120 55H122V54H120ZM125 55V54H124ZM64 57H66V58H69L70 56V58H72V56H73V53H72V55L70 54V52L69 53H66V54H64L63 55ZM62 56V57H63ZM86 56V55H85ZM118 56V55H117ZM137 56V55H136ZM1 55H0V58H3ZM74 57V56H73ZM93 57V56H92ZM110 57V56H109ZM113 57H114V55H113ZM135 57V56H134ZM133 57V58H134ZM4 58V59H5ZM11 58V57H10ZM20 58V57H19ZM78 58H79V56H78ZM107 58V57H106ZM112 58V57H111ZM3 59V60H4ZM73 59H75V58H73ZM80 59V58H79ZM83 59V58H82ZM94 59H95V57H94ZM135 59V58H134ZM152 59V58H151ZM0 60H2V59H0ZM2 60V61H3ZM7 60V59H6ZM9 60H13V59H9ZM20 60H21V58H20ZM76 60H78V59H76ZM2 61H0L1 63H2ZM5 61V60H4ZM18 61H19V59H18ZM22 61H24V60H22ZM34 61V60H33ZM85 61V60H84ZM87 61V60H86ZM133 61V60H132ZM140 61V60H139ZM7 62H9L8 60L7 61H5V63H6V65H5V63H4V65L5 66H8V64H9V66L6 68L5 66V68L4 67H2L3 66V64H1L0 63V66L2 67H0V69H2V71H4L3 69H5V71H6V69H7V71L8 70H11L12 68H16L15 66L13 67L12 66V68L10 67L11 65L10 64H12V61H10V63H7ZM14 62H15V60H14ZM13 62V64H15ZM17 62V61H16ZM21 62V61H20ZM151 63V62H150ZM85 64H86V62H85ZM89 64V63H88ZM91 64V63H90ZM95 64V63H94ZM17 65V64H16ZM46 66H47V64H45ZM44 65V66H45ZM87 65V64H86ZM93 65V64H92ZM99 64H97V66H98ZM96 66V65H95ZM96 66V67H97ZM23 67V66H22ZM9 68H11V69H9ZM55 68V67H54ZM98 68V67H97ZM19 69H20V67H19ZM213 69V68H212ZM17 70H18V67H17ZM26 70V69H25ZM30 70H31V68H30ZM54 70V69H53ZM53 70H51V71H53ZM1 71V72H2ZM4 71V72H5ZM37 71V70H36ZM36 71H34V72H36ZM42 71V70H41ZM48 71V70H47ZM210 71V70H209ZM0 72V74H2ZM10 72H12V71H10ZM19 72H21L22 73V71H19ZM43 72V71H42ZM176 72V71H175ZM174 72V73H175ZM204 72V71H203ZM6 74L8 73V75L10 76V74H12L14 77H16V76H18V74H13V73H10L9 74V71L8 72H5ZM5 73H3L4 74V76H3V74L2 75H0V76H3L4 78L7 76V79H8V75H6ZM17 73V72H16ZM30 73V72H29ZM33 73V72H32ZM38 73H39V71H38ZM45 73V72H44ZM48 73H50V71L48 72ZM205 73V72H204ZM204 73H202V74H204ZM209 73V72H208ZM47 74V73H46ZM51 74V73H50ZM102 74V73H101ZM197 74V73H196ZM6 75V76H5ZM10 76L11 78L13 77V76ZM24 75H25V73H24ZM30 75H31V73H30ZM35 75V74H34ZM40 77H41V75L40 74H38ZM206 76H207V74H205ZM36 76V75H35ZM2 77V78H3ZM9 77V79H8V81L11 79ZM13 77V78H14ZM19 78H20V76H18ZM43 77V76H42ZM46 77V76H45ZM48 77V76H47ZM173 78L170 80V82L169 81H167L168 82V84L167 85H170V84H172L173 86H176L177 85V82H180L181 84H182V81H184L185 79H184V75H181V74H179V73H175L173 76H172ZM201 77V76H200ZM202 77H203V75H202ZM2 79L1 80V77H0V80H1V82H3V80H7V79ZM12 78V79H13ZM17 78V77H16ZM16 78H14L13 79V81H16ZM17 79V80H19L20 81V79L21 78H23V77H21L20 79ZM39 78V77H38ZM50 78V77H49ZM11 79V80H12ZM42 79V78H41ZM24 80V79H23ZM39 80V82H41V80L40 79H38ZM167 80V79H166ZM13 81L11 82L10 81V83H9V85L10 84H12L13 83ZM45 81V80H44ZM47 82H48V80H47ZM19 83V82H18ZM38 83V82H37ZM170 83V84H169ZM34 84H36V83H34ZM49 84V83H48ZM176 84V85H175ZM13 85H17V84H13ZM19 85V84H18ZM21 85V84H20ZM24 85V84H23ZM23 85H21V87H20V89H22V86ZM46 85V84H45ZM178 85H179V83H178ZM171 86V85H170ZM180 86V85H179ZM16 87V86H15ZM19 87V86H18ZM28 87V86H27ZM36 87V86H35ZM24 88V87H23ZM39 88V87H38ZM37 88V89H38ZM13 89H14V87H13ZM17 89V88H16ZM15 89V91L17 92V90ZM177 89V88H176ZM24 90H26V88H24L22 91H24ZM14 91V90H13ZM14 91V92H15ZM27 91V90H26ZM29 91V90H28ZM28 91L26 92L27 94H28ZM31 91V90H30ZM24 93H25V91H24ZM25 93V94H26ZM15 94V93H14ZM19 94V93H18ZM24 94V95H25ZM14 96V95H13ZM31 96V95H30ZM29 97V96H28ZM32 97V96H31ZM36 97V96H35ZM16 98V97H15ZM27 98V97H26ZM33 98V97H32ZM32 98H31V100H30V98L28 99L29 100V102H31L32 103ZM38 98V97H37ZM18 99V98H17ZM24 99V98H23ZM34 99V98H33ZM14 100V99H13ZM260 101L261 102H263L264 103V98L263 99H260ZM28 102V103H29ZM36 102V101H35ZM260 102V103H261ZM34 103V102H33ZM27 105V104H26ZM31 105V104H30ZM242 106H240V108L241 109H243L244 110V105L243 104H241ZM32 106V105H31ZM35 106V105H34ZM247 107V106H246ZM240 108H239V110H240ZM42 109V108H41ZM248 109V108H247ZM10 111V110H9ZM50 111V110H49ZM1 112H3V111H1ZM4 113V112H3ZM11 113H13V112H11ZM11 113L9 112V114L11 115ZM48 113V112H47ZM262 113V112H261ZM41 114H44L43 112L41 113ZM45 115H47V114H45ZM255 115V114H254ZM9 116V115H8ZM13 116V115H12ZM258 116V115H257ZM6 117H7V112H6ZM186 117V116H185ZM253 117V116H252ZM260 117V116H259ZM183 118V117H182ZM191 118V117H190ZM193 118V117H192ZM195 118V117H194ZM202 118V117H201ZM217 118V117H216ZM251 118V117H250ZM249 118V119H250ZM253 118H256V117H253ZM252 118V119H253ZM3 119V118H2ZM9 119V118H8ZM8 119H7V121H8ZM42 119V118H41ZM46 119V118H45ZM180 119V118H179ZM188 119V118H187ZM197 119V118H196ZM195 119V120H196ZM200 119V118H199ZM257 119V118H256ZM262 119V118H261ZM11 120H12V118H11ZM193 120V119H192ZM201 120V119H200ZM2 121V120H1ZM5 121V120H4ZM45 122H47L46 120H44ZM202 121V120H201ZM211 121H212V119H211ZM250 121V120H249ZM252 121V120H251ZM263 121H264V118H263ZM6 122V121H5ZM41 122H42V120H41ZM48 122H49V120H48ZM55 122V121H54ZM53 122V123H54ZM196 122V124L199 126V123H197V121H195ZM194 122V123H195ZM218 122V121H217ZM257 121H254V124L256 123ZM259 122V121H258ZM257 122V123H258ZM3 123V121L1 122V124ZM8 123V122H7ZM14 123V122H13ZM37 123V122H36ZM43 123V122H42ZM51 123V122H50ZM204 123V122H203ZM209 123H210V120H209ZM208 123V124H209ZM261 123V122H260ZM259 123V124H260ZM0 124V126H2L3 127V125H5V124H2L1 125ZM8 124H10V123H8ZM12 124V123H11ZM29 124V123H28ZM31 124V123H30ZM34 124V123H33ZM80 124V123H79ZM78 124V125H79ZM201 124H202V122H201ZM201 124H200V126H201ZM211 124H212V122H211ZM211 124H209V125H211ZM221 124V123H220ZM253 124V123H252ZM18 125V124H17ZM24 125V124H23ZM26 125V124H25ZM25 125H24V127H25ZM32 125V124H31ZM30 125V126H31ZM39 125H41V124H39ZM43 125V124H42ZM52 125V124H51ZM76 125V124H75ZM96 125V124H95ZM189 125H191V124H189ZM197 125H194V126H197ZM209 125H208V127H207V129H208V131H210L214 126V124H212V128H210L209 127ZM228 125V124H227ZM6 126H7V124H6ZM13 126V125H12ZM11 126V127H12ZM14 126H15V124H14ZM27 126V125H26ZM49 126V125H48ZM47 126V127H48ZM59 126V125H58ZM65 126V125H64ZM89 126V125H88ZM193 126V125H192ZM199 126V128H201ZM206 126V125H205ZM218 126H219V124H218ZM234 127L236 126V125H233ZM253 126V125H252ZM2 127H0L1 129V131H3V129H2ZM7 127H9V126H7ZM17 128H18V126H16ZM43 127V126H42ZM45 127V126H44ZM43 127V128H44ZM52 127V126H51ZM54 127V126H53ZM76 127V126H75ZM81 127V126H80ZM96 127V126H95ZM202 127H204V125L202 126ZM215 127H217V126H215ZM214 127V128H215ZM224 127V126H223ZM234 127H232V128H234ZM4 128H5V126H4ZM42 128V129H43ZM49 128V127H48ZM60 128V127H59ZM72 128V127H71ZM227 128H228V126H227ZM250 128V127H249ZM248 128V129H249ZM255 128H257V129H255ZM264 128V124L262 123V125L260 124V125H255L254 126V129L255 130H261L262 131V129ZM28 129H31V127L30 128H28ZM40 129H41V127H40ZM41 129V130H42ZM47 129V128H46ZM54 129V128H53ZM63 129V128H62ZM65 129V128H64ZM69 129V128H68ZM67 129V130H68ZM224 128H222L221 130H223ZM235 129V128H234ZM236 129H237V127H236ZM253 129V130H254ZM6 130H7V128H6ZM5 130V131H6ZM11 130H13V129H11ZM32 130H33V126H32ZM36 130V129H35ZM34 130V131H35ZM84 130V129H83ZM95 130V129H94ZM197 130V129H196ZM214 130V132L216 133V131H220V129H219V127L217 128V130H215V129H212L211 131H213ZM229 130V129H228ZM232 130V129H231ZM250 130V129H249ZM253 130H252V132H253ZM254 130V131H255ZM1 131H0V134H1ZM56 131H58L57 129H56ZM81 131V130H80ZM97 131H101V130H97ZM202 131H203V129H202ZM207 131V130H206ZM236 131V130H235ZM238 131V130H237ZM14 132V131H13ZM18 132H19V130H18ZM20 132H22V130L20 131ZM38 131H36V133H37ZM40 132V131H39ZM59 133H60V131H58ZM77 132V131H76ZM79 132V131H78ZM91 132V131H90ZM151 132H152V130H151ZM222 131H220V132H217V133H221ZM230 132H232V131H230ZM243 132H245V131H243ZM251 132V133H252ZM257 132V131H256ZM4 133H7V132H4ZM4 133H2V134H4ZM9 133V132H8ZM47 133V132H46ZM54 133H56L55 131H54ZM54 133H53V135H54ZM63 133V132H62ZM70 133V132H69ZM72 133V132H71ZM83 133H85V131L83 132ZM155 133V132H154ZM204 133V132H203ZM208 134L210 133V132H207ZM212 133V132H211ZM214 133V134H215ZM216 133V134H217ZM224 133H225V131H224ZM223 133V134H224ZM233 133V132H232ZM246 133V132H245ZM255 133V132H254ZM257 133H259V132H257ZM263 133V132H262ZM11 134V133H10ZM13 134H15V132L13 133ZM40 134V133H39ZM73 134V133H72ZM81 134V133H80ZM177 134V133H176ZM181 134V133H180ZM207 134V135H208ZM214 134H211V136L212 135H214ZM231 134V133H230ZM243 134V133H242ZM253 134V133H252ZM5 135V134H4ZM4 135H0V139H1V137H2V139H4V140H0V144L2 145V143H4V141L5 142H7L8 143V141L7 140H9V139H6V138H4ZM16 135V134H15ZM24 135V134H23ZM22 135V136H23ZM27 135V134H26ZM36 135V134H35ZM43 135V134H42ZM49 135V134H48ZM48 135H46V136H48ZM58 135V134H57ZM66 135V134H65ZM69 135V134H68ZM82 135V134H81ZM80 135V136H81ZM88 135V134H87ZM221 135V137L222 138H224V141L228 138H226L225 139V137H223L222 136V134H220ZM219 135V136H220ZM227 135V134H226ZM235 135V134H234ZM239 135V134H238ZM246 135V134H245ZM256 135V134H255ZM7 138H8V135L6 134L5 135ZM9 136H11L12 137V139H13V136L12 135H9ZM18 136V135H17ZM17 136H15V138L17 137ZM21 136V135H20ZM22 136H21V138L20 139H22ZM32 136H33V134H32ZM44 136V135H43ZM45 136V137H46ZM50 136V135H49ZM90 136V135H89ZM89 136H87V137H89ZM159 136V135H158ZM217 136V135H216ZM228 136V135H227ZM232 136V135H231ZM237 136V135H236ZM247 136V135H246ZM250 136V135H249ZM262 135H260V137H261ZM37 137V136H36ZM35 137V138H36ZM51 137H52V135H51ZM60 139L63 137V135L61 134V136H58ZM58 137H56V139L58 138ZM71 137H73L74 138V136H71ZM78 136H76V138H77ZM85 137V136H84ZM83 137V138H84ZM181 137V136H180ZM214 138H212L211 137V139H209V140H212V142L214 141H216L217 140V142H220V147L222 146V144L224 143V141H222L221 139V141H218L219 139H216V138H218V136L215 138V135L213 136ZM221 137H219V138H221ZM240 137V136H239ZM259 137V136H258ZM14 138V139H15ZM34 138V139H35ZM40 138V137H39ZM48 138V137H47ZM58 138V139H59ZM75 138V139H76ZM210 138V137H209ZM245 138H247V137H245ZM245 138L243 139V141L245 140ZM261 138H263V136L261 137ZM6 139V140H5ZM11 139V140H12ZM17 139V138H16ZM15 139V141H17L18 142V140H16ZM28 139V138H27ZM29 139H30V135H29ZM50 139V138H49ZM60 139H59V141H60ZM91 139V138H90ZM100 139V138H99ZM170 139H172V138H170ZM215 139V140H214ZM240 139H241V137H240ZM31 140V139H30ZM63 140V139H62ZM61 140V141H62ZM66 140V139H65ZM68 140H69V138H68ZM72 140V139H71ZM70 140V141H71ZM104 140V139H103ZM137 140V139H136ZM135 140V141H136ZM147 140V139H146ZM145 140V141H146ZM181 140V139H180ZM179 140V141H180ZM198 140V139H197ZM200 140V139H199ZM231 140V139H230ZM264 140V139H263ZM32 141H33V139H32ZM32 141L31 142H29V143H31V145H30V149L31 148H34L33 149V152H31V153H29L30 151H32V149L28 152L29 153V155H27L28 153H26L25 155L26 156H24L23 155V153H22V155H21V157H19L20 156V154H19V156H17L18 155V153H16L15 152V154H16V156L17 157H15V156H13V155H15L14 154V152L12 151V153H13V155H12V153H11V151L10 150H6V149H8V147H7V145L4 143V145L6 146L5 147V152H9V153H11V154H8V153H3L2 151H4V145L1 147L0 146V216H2V217H10V216H12L13 215V217H12V219H11V222L9 223L8 221H6V223L8 222V224L6 225V226H4L3 227V224H2V222L3 221H1L0 220V238L3 240V241H5V242H9L10 244H11V252L12 253H14V254H18L19 255V253H20V255H19V258L21 259V262H24L23 260H28L29 262H30V264H52V263H54V261L52 260V256L57 252L58 253V251L59 252H61L64 248H66L67 247V245L71 242V241H73V239L74 238H70L69 236H68V233H67V235L65 234V232H63V229H68L69 230V227H73L72 225L71 226H69V227H67L68 226V224L66 223L67 221H69V219H70V217H74V218H76V219H80V220H84V219H86V221H92L95 217L94 216H96V219H95V221L93 222L96 226H97V224H99L98 226V228L96 229V231H94V232H91L90 231V229L86 232V234H84V236H83V234L81 233V232H79V233H81L82 234V236H83V238H82V242L81 243H83L84 242V249H85V251H86V254H87V258H86V260L84 259V261L82 262V259H81V262L78 260V256L81 254H79V252H78V250H72V252L70 251H68L69 252V254L72 256V258H71V260H70V263L69 262H67V263H69V264H88L91 260H93V259H95V258H101L100 260H107V261H110V262H117V264L118 263H126V264H129V263H131V264H153L154 262H152L154 259H152V258H154V256H152V252L154 251V254L153 255H155V252L157 251V249H155V247H156V245H154V244H157V242L156 243H153L152 245H153V247H154V249L156 250H153V251H151L152 249H150V248H152V246H151V243H149L150 241H157V239H158V237H162V235H163V233H164V235H163V237H165L166 235L167 236H170L171 234H167V233H171L172 231V229L174 228H172V226H171V224L170 223H167V224H165L166 223V221L164 220V218L165 217H163V219H162V216H160V218L159 217H157V221L159 220V221H165L164 222V224H163V221H162V223L161 222H159L158 221V223H160V224H162L164 227L166 226V225H168L167 227H169L170 228V226H171V230H169V228L167 229V227H165L167 230H168V232L166 231H164L163 229H160V228H158L157 229V227H154L153 225H154V220H152L154 223L152 224L151 222V217L152 216H150V214L149 213H152V212H150L151 210H149V212H148V215L146 214V212L148 211H146V209L148 208V207H145L144 209H145V211L143 210V212H145V213H142V214H144V215H146V218L144 217V216H139L138 215V217L137 216H135L134 214H136L137 215V212L141 209V211H142V209L143 208H139L138 210H137V207H140V206H142V205H136V211L137 212H135L134 210V206H133V210H131L132 209V207H131V209L128 211V212H130V211H134L133 213L132 212H130V214H132V215H129V216H123V215H121V213H111V209H108V207L106 208V211H104V209L105 208H103V206H101V205H103V203H101V202H99V200L97 199V197L96 198H94L95 196L94 195H96V194H94V192L95 191H97V190H99V189H97V190H95L96 189V187H94L93 185H91L90 183H92V182H89V181H87L88 179H87V177L85 178V176H81V174H80V172H84L86 175H92L93 173V171L94 170H96V169H94V170H91L90 171V168H89V170H87V168L86 169H78V167L77 166H79V165H75L74 163H72L73 165H71V163H70V165H68L67 167L68 168H66V166H65V169H62L63 168V166L62 165H60V166H62V168L60 167V166H58L57 165V163H54L53 161V163H51V161L50 162H47V159H45L46 157H47V155H46V153L47 152H45V151H43L42 149H44V148H42V147H40L39 145L40 144H42L41 142H39L40 144H37V142L36 141H33V143H32ZM40 141V140H39ZM44 141V140H43ZM55 141V140H54ZM69 141V142H70ZM73 141H74V139H73ZM72 141V142H73ZM79 141H81V140H79ZM94 141V140H93ZM97 141V140H96ZM139 141V140H138ZM168 141V140H167ZM170 141V140H169ZM172 141V140H171ZM170 141V142H171ZM201 141V140H200ZM200 141H197L195 144H196V146H198V144L200 143ZM240 141H242V140H240ZM10 142V141H9ZM20 142V141H19ZM18 142V143H19ZM28 142V141H27ZM65 142V141H64ZM69 142H68V144H69ZM75 142V141H74ZM78 142V141H77ZM83 143H84V141H82ZM90 142H91V140H90ZM152 142V141H151ZM175 142V141H174ZM183 142H184V140H183ZM203 142V141H202ZM211 142V143H212ZM213 142V143H214ZM221 142H223V143H221ZM231 142H233V141H231ZM21 143H23L22 142V140H21ZM26 143V142H25ZM28 143V144H29ZM54 143V142H53ZM56 143V142H55ZM62 143H63V141H62ZM150 143V142H149ZM154 144H155V142H153ZM171 143H173V142H171ZM180 143V142H179ZM210 143V144H211ZM212 143V144H213ZM230 143V142H229ZM240 143V142H239ZM262 143L264 144V142L262 141ZM13 144V143H12ZM20 144V143H19ZM46 145H47V143H45ZM57 144V143H56ZM64 144V143H63ZM65 144H67V143H65ZM75 144V143H74ZM73 144V145H74ZM86 144V143H85ZM152 144V143H151ZM154 144H152V147H153V145ZM157 144V143H156ZM163 144V143H162ZM170 144V143H169ZM168 144V145H169ZM175 144V143H174ZM177 144V143H176ZM217 144H219V143H217ZM225 144V143H224ZM231 144V143H230ZM246 144H247V142H246ZM260 144V143H259ZM15 145H17V144H15ZM22 145V144H21ZM53 145V144H52ZM55 145V144H54ZM62 145V144H61ZM72 145V144H71ZM70 145V146H71ZM79 145V144H78ZM84 145V144H83ZM82 145V146H83ZM173 145V144H172ZM207 145H208V143H207ZM234 145H235V143H234ZM241 145V144H240ZM253 145V144H252ZM9 146V145H8ZM49 146V145H48ZM68 146V145H67ZM66 146V147H67ZM76 146H77V143H76ZM112 146V145H111ZM139 146V145H138ZM140 146H142V145H140ZM176 146V145H175ZM175 146H171L172 148H174ZM214 147H216V146H218V147H216L217 149L219 148V145H216L215 146V144L213 145ZM248 146V145H247ZM16 147V146H15ZM58 147V146H57ZM65 147V146H64ZM63 147V148H64ZM73 147V146H72ZM89 147V146H88ZM87 147V148H88ZM148 147V146H147ZM164 147H166V146H164ZM177 147V146H176ZM175 147V148H176ZM185 147V146H184ZM211 147H212V145H211ZM212 148L211 150H213L212 151V154H213V152H214V150L216 149V148ZM227 147H230V146H227ZM258 147V146H257ZM260 147V146H259ZM2 148V149H1ZM26 148V147H25ZM28 148V147H27ZM26 148V149H27ZM28 148V149H29ZM46 148H47V146H46ZM49 148V147H48ZM51 148H53V146L51 147ZM55 148V147H54ZM53 148V149H54ZM74 148V147H73ZM72 148V149H73ZM107 148H109V147H107ZM124 148V147H123ZM142 149H143V146L141 147ZM145 148V147H144ZM182 148V147H181ZM208 148V147H207ZM237 148V147H236ZM243 148V147H242ZM15 149V148H14ZM53 149H51V151L50 152H52V151H55V153H57L56 152V150H60V149H55V150H53ZM67 149V148H66ZM76 149V148H75ZM86 149V148H85ZM85 149H83V150H85ZM101 149V148H100ZM102 149H104L103 147H102ZM163 149V148H162ZM168 149V148H167ZM198 149V148H197ZM209 149V148H208ZM216 149V150H217ZM220 149V148H219ZM218 149V150H219ZM238 149V148H237ZM262 149V148H261ZM23 150H24V148H23ZM45 150V149H44ZM70 150V149H69ZM77 150V149H76ZM80 151H81V149H79ZM89 150H90V148H89ZM93 150V149H92ZM154 151H155V149H153ZM181 150V149H180ZM198 150H201L200 148L198 149ZM204 150V149H203ZM215 150V151H216ZM222 150H223V147H222ZM221 149H220V151L218 152H215L217 155L219 154V153H221V151H222ZM225 150V149H224ZM233 150V149H232ZM247 150V149H246ZM18 151H19V149H18ZM28 151V150H27ZM26 151V152H27ZM47 151V150H46ZM72 151H74V150H72ZM86 151V150H85ZM95 151H97V150H95ZM102 151H104V150H102ZM112 151V150H111ZM110 151V152H111ZM116 151V150H115ZM115 151H112L113 153L115 152ZM142 151H144V150H142ZM146 151V150H145ZM149 151H151V152H153L152 151V149L151 150H149ZM178 151V150H177ZM182 151V150H181ZM205 151V150H204ZM238 152H239V150H237ZM247 151H249V150H247ZM258 151V150H257ZM257 151H250L247 155H246V157L243 159V161H244V163H245V168L246 169H249V171L252 173V170H254V168L256 167V161H258L257 159H258V156H261V154L262 153H260V152H257ZM60 152L61 153H59V151H58V153L61 155V154H63V153H67L66 154V156H68V158L66 159L67 161L69 160V162L70 161H72L74 158H73V154H72V152L70 151V154H69V151L67 152V150L65 151V149L64 150H60ZM79 152V151H78ZM82 152V151H81ZM84 152V151H83ZM194 152V151H193ZM208 152V151H207ZM211 152V151H210ZM210 152H209V154H210ZM224 151H222V153H223ZM225 152H228V151H225ZM49 153V152H48ZM57 153V154H58ZM93 153V152H92ZM96 153V152H95ZM97 153L99 154V152L97 151ZM131 153V152H130ZM142 153H144V152H142ZM156 153H157V151H156ZM161 153H163V152H160V157H161V162H162V164L164 165V167H166V169H169L168 171H165V173H167V172H170L167 176H166V174L164 175V176H166L164 179V181H161L163 178L161 177L162 175L161 174H159V176H160V178H162L161 180H160V178H159V180L155 183H153L154 185V187L152 186V184H151V186L149 187L147 184H150V183H152V182H148V181H150V180H147V183H146V185H145V182H144V184L143 185H141L142 184V182L144 181V179H146L147 178V169L144 171V173L146 172V176L145 175H143V176H145V178L143 179V181L141 182V183H137V179H138V175H136L137 176V179H136V183H137V185L138 184H140V185H138L137 187H133L132 189H133V192L135 191V193H137V195L139 194V192H140V194H142V196L146 199V200H148V201H150L151 203H153V205L154 204H156V205H165L166 206V208H167V205H169L170 207L172 206V207H175V208H178L179 206H178V201L180 200V199H183L184 200V198H186L185 199V201H182L181 203H184V202H186V200H187V198L189 197V202H187V204L188 203H190L191 204V198H195V199H197L198 198V196H199V198L198 199H200V196H201V199H200V201H202L203 199L204 200H206V201H208V202H206V203H202V202H200L199 200H198V202L197 201H195V203L193 204V202H192V205H194L195 207H196V209H197V211L198 212H200L201 214H205V215H207L208 217L209 216H212V219H214L215 220V218H216V221H214V220H212L213 221V223H216L217 224V227H218V223L220 224H222V226L224 225L225 226V228H227V230L224 232V233H226L224 236H226V235H233L235 232V230L233 229V227H231V226H233L234 224H236L237 225V223L235 222V220L237 219V220H239L240 219V222H241V220L243 221V219H245L246 220V218L247 219H249L250 220V222H251V224L252 223H254L255 225H260V224H262V223H264L263 222V220H261V219H263L262 218V215H261V217H260V211L262 210V209H264V208H262V206H260V208L258 207V205H255V207H245V209L243 208L242 209V207L240 208V206H239V203H241L240 202V199H239V201H238V199H237V201L239 202H237V201H235V198H237V197H235L234 196V194H235V191L234 190H236V189H238V186L237 187H234L233 185L235 184H233L232 185V182L230 183L228 180H226V182H225V179H224V177H225V175H222V174H220L219 172H217V171H215V172H213V167H211V171L213 172V173H210V174H212L211 176H210V174H208L211 178H212V180L213 181H211V182H214V180L216 181L215 183H217V184H214L213 183V186H211V184H209V186H206V187H204V184H203V187H202V184L201 185H198L197 183L198 182H192V181H186V178H185V180H183V179H181L180 178V180L181 181H179V180H177V179H179V178H176V177H174L175 175H174V173L172 172L173 170V168L175 169V166H177V162L178 161H176V163H175V161L174 160H172V159H170L168 156H167V154L165 155H163V154H161ZM187 153V152H186ZM195 153H197V151L195 152ZM204 153V152H203ZM221 153V154H222ZM234 152H232V154H233ZM245 153V152H244ZM65 154H63V155H65ZM72 154V155H71ZM83 154V153H82ZM86 154V153H85ZM109 154V153H108ZM135 153H133V155H134ZM137 154V153H136ZM144 154H146L147 155V157H148V151H147V153H144ZM155 154V153H154ZM172 154V153H171ZM183 154H184V152L182 151L181 152V154L180 155H178V157H176L177 159L179 158V161L181 160L182 161V159H184V158H182V156H183ZM191 154V153H190ZM194 154V153H193ZM199 154V153H198ZM224 154V153H223ZM228 154V153H227ZM231 154V155H232ZM50 155V154H49ZM56 155V154H55ZM71 155V156H70ZM105 155H107V154H105ZM138 155V154H137ZM136 155V156H137ZM139 155H141V152H140V154ZM214 155V154H213ZM234 155V154H233ZM232 155V156H233ZM70 156V157H69ZM77 156H78V154H77ZM82 156V155H81ZM84 156V155H83ZM82 156V157H83ZM90 156V155H89ZM92 156V155H91ZM90 156V157H91ZM94 156V155H93ZM96 156V155H95ZM100 156V155H99ZM98 156V157H99ZM102 156V155H101ZM107 156H110V155H107ZM106 156V157H107ZM154 157H156V159H160V157L158 156V154L155 156V155H153ZM173 156V155H172ZM171 156V157H172ZM187 156H189V155H187ZM191 156V155H190ZM196 156H198V155H196ZM235 156V155H234ZM51 157V156H50ZM65 157H64V159H65ZM88 157V156H87ZM97 157V156H96ZM95 157V158H96ZM105 156H103L102 158H104ZM105 157V158H106ZM143 157V156H142ZM141 157V158H142ZM147 157L145 158V159H147ZM201 157V156H200ZM204 157H206L205 155H204ZM203 157V158H204ZM221 157H223V156H221ZM228 157V156H227ZM227 157H224V158H226L227 159ZM48 158V157H47ZM61 158H63V156L61 155ZM69 158H72L71 160L69 159ZM75 158H78V157H75ZM101 158V157H100ZM99 158V159H100ZM109 158V157H108ZM114 159H115V157H113ZM125 158V157H124ZM144 158V157H143ZM180 158H182V159H180ZM187 158V157H186ZM192 158H193V155H192ZM194 158H195V156H194ZM207 158V157H206ZM223 158V159H224ZM264 158V157H263ZM50 159V158H49ZM55 159V158H54ZM82 159V158H81ZM110 159V158H109ZM123 159V158H122ZM128 159V158H127ZM136 159H137V157H136ZM149 159H151L150 157H149ZM187 159H189V158H187ZM196 159H197V157H196ZM195 159V160H196ZM202 159V158H201ZM208 159V158H207ZM215 158H213V160H214ZM217 159V158H216ZM241 159V158H240ZM42 160V162H40ZM44 160H46V161H44ZM62 160V159H61ZM60 160V161H61ZM85 160V159H84ZM83 160V161H84ZM94 160V159H93ZM97 160H98V158H97ZM111 160V159H110ZM109 160V161H110ZM133 160V159H132ZM131 160V161H132ZM138 160V159H137ZM139 160H142V159H140L139 158ZM148 160V159H147ZM153 160V159H152ZM152 160H151V162H152ZM186 160V159H185ZM198 160V159H197ZM196 160V161H197ZM206 160V159H205ZM212 160V161H213ZM218 160H220L219 158H218ZM225 160V159H224ZM242 160V159H241ZM59 161V162H60ZM74 161V160H73ZM86 161V160H85ZM88 161H90V159L88 160ZM108 161V160H107ZM124 161H126V158L124 159ZM146 161V160H145ZM159 161V160H158ZM158 161H156L157 162V164H158ZM193 161V160H192ZM199 161V160H198ZM204 161V160H203ZM211 161V160H210ZM264 161V160H263ZM262 161V162H263ZM47 162V163H46ZM68 162V163H69ZM77 162V161H76ZM91 162V161H90ZM100 162V161H99ZM104 162H105V160H104ZM139 162H141V161H139ZM148 162V161H147ZM200 162V161H199ZM199 162H197V164L195 163V161H194V164L195 165H193L194 166V168H190L191 170V176L194 174V176L193 177H196V180H198L197 179V175H198V178H199V176H202L203 178H204V176H205V178L206 177H209V176H206L205 175V173H206V170L207 169H205V168H207L206 167V165L205 164H203V163H199ZM214 162H216L215 160H214ZM68 163H66V164H68ZM78 163H80V162H78ZM98 163V162H97ZM106 163V162H105ZM105 163H103L104 164V166H105ZM110 164L111 163H113L112 162V160H111V162H109ZM108 162H107V164L106 165H108L109 164ZM115 163L116 162H114L113 164V166H115ZM117 163H119V161L117 162ZM133 163V162H132ZM144 162H142V164H143ZM180 163V162H179ZM185 163V162H184ZM206 163V162H205ZM209 163V162H208ZM222 163V162H221ZM261 163V162H260ZM62 164V163H61ZM87 164V163H86ZM95 164V163H94ZM120 164H122V163H120ZM125 164H128V162L127 163H125ZM139 164H141V163H139ZM156 164V165H157ZM162 164H161V168L163 167L162 166ZM263 165H264V162L262 163ZM92 165V164H91ZM123 166H124V163L122 164ZM130 165V164H129ZM136 165V164H135ZM134 165V169H135V167L137 168V171H138V166L136 165L135 166ZM152 165V167H153V164H151ZM155 165V166H156ZM181 165V164H180ZM184 165V164H183ZM190 165V164H189ZM220 165V164H219ZM263 165H261V167L263 166ZM81 166V165H80ZM89 166V165H88ZM99 166V165H98ZM97 166V167H98ZM101 166H102V164H101ZM104 166H102V167H104ZM110 166V165H109ZM108 166V167H109ZM160 166V165H159ZM158 166V167H159ZM182 166V165H181ZM191 166V165H190ZM205 166V167H204ZM221 166V165H220ZM242 166V165H241ZM96 167V168H97ZM102 167H99L101 170H102V172L104 171V169H106L105 167L104 168H102ZM107 167V166H106ZM111 167V166H110ZM109 167V168H110ZM118 166H117V164H116V168H117ZM119 167H121V166H119ZM126 167V169L127 168H129L130 169V167H127V165L125 166ZM125 167H124V169H125ZM157 166H156V168H158ZM163 167V168H164ZM180 167V166H179ZM184 167H186V166H184ZM209 167V166H208ZM243 167V166H242ZM264 167V166H263ZM84 168V167H83ZM108 168V169H109ZM116 168H114V169H116ZM141 168V167H140ZM143 168H144V166H143ZM150 168V167H149ZM162 168V169H163ZM177 168V167H176ZM183 168V167H182ZM187 168V167H186ZM221 169L220 170H222V166L220 167ZM239 168V167H238ZM241 168V167H240ZM245 168H243V169H245ZM98 169V168H97ZM99 169V170H100ZM111 169H113V167L111 168ZM118 169H120V168H117V170ZM125 169V170H126ZM129 169H127V170H129ZM133 169V170H134ZM145 169V168H144ZM153 169V168H152ZM155 169V168H154ZM160 169V168H159ZM165 169V168H164ZM170 169H171V171H170ZM178 169V168H177ZM181 169V168H180ZM218 169V168H217ZM242 169V168H241ZM242 169V170H243ZM107 170V169H106ZM106 170H105V173H106ZM122 170H123V168H122ZM133 170H132V172H133ZM215 170H216V168H215ZM220 170H218V171H220ZM241 170V171H242ZM256 170V169H255ZM97 171V170H96ZM110 171V170H109ZM112 171V170H111ZM110 171V172H111ZM114 171V170H113ZM124 171V170H123ZM136 171V170H135ZM134 171V172H135ZM149 171V170H148ZM158 171H160V170H158ZM183 171V170H182ZM186 171V170H185ZM189 171V170H188ZM223 171V170H222ZM221 171V172H222ZM236 172L238 171V170H235ZM240 171V169H239V171H238V173L237 174H239L240 175V173H243V172H241ZM248 171V170H247ZM100 172V174L99 175H101V171H99ZM98 172V173H99ZM117 172V171H116ZM128 172V171H127ZM130 172H131V169H130ZM130 172L127 174V175H130ZM133 172V173H134ZM175 172V171H174ZM180 172V171H179ZM209 172H210V170H209ZM223 172H225V171H223ZM234 172V171H233ZM98 173H96L95 175H97ZM115 173V172H114ZM121 172L119 171V174H120ZM135 173H138V172H135ZM149 174H150V171L148 172ZM159 173H163V171L162 172H159ZM172 173V174H171ZM184 173V172H183ZM187 173V172H186ZM190 172H188L187 174H189ZM246 173V172H245ZM262 173V172H261ZM258 174V175H262V174ZM107 174V173H106ZM116 174V173H115ZM148 174V175H149ZM154 174V173H153ZM102 175H104V174H102ZM109 175H111L110 173H109ZM121 175V174H120ZM124 175V174H123ZM122 175V176H123ZM133 175V174H132ZM151 175V174H150ZM148 176L149 178L151 177V176ZM178 175V174H177ZM180 175V174H179ZM184 175H185V173H184ZM242 175V174H241ZM240 175V176H241ZM245 175V174H244ZM253 176H254V174H252ZM256 175V174H255ZM34 176H40L41 178L40 179H42V177H45L46 179H48V180H46V181H40V179L38 180V181H33V177ZM108 175H106V177H107ZM113 176H115V175H113ZM125 176V175H124ZM152 176H155V174L154 175H152ZM189 176V175H188ZM190 176V177H191ZM224 176V177H223ZM237 176V175H236ZM247 176V175H246ZM110 177V176H109ZM117 177V176H116ZM127 177V176H126ZM140 177V176H139ZM187 177V176H186ZM193 177H191V178H193ZM202 177H200V179L202 178ZM239 177V176H238ZM237 177V178H238ZM241 177H243V176H241ZM257 177V176H256ZM264 177V176H263ZM36 178V177H35ZM34 178V179H35ZM37 178H39V177H37ZM101 178V177H100ZM117 178H119V177H117ZM131 177H127V179H129V181L130 180H132V179H130ZM134 178V177H133ZM140 178H142V176L140 177ZM148 178V179H149ZM153 178V177H152ZM152 178H151V180H152ZM235 178V177H234ZM234 178H232V179H234ZM240 178V177H239ZM244 178V177H243ZM246 178V177H245ZM249 178V177H248ZM250 178H251V174H250ZM259 178V177H258ZM257 178V179H258ZM261 178V177H260ZM259 178V179H260ZM155 179V181H156V179H158L157 178V176L154 178ZM154 179L152 180V181H154ZM195 179V178H194ZM208 179V178H207ZM206 179V180H207ZM230 179V178H229ZM43 180H44V178H43ZM91 180H93L94 181V179L92 178ZM107 181L106 179H103V181H102V179L101 180H96L95 179V181L96 182H98V183H100L101 184V181L103 182V184H101V189H103V190H105L106 191V189L107 190H110V188L109 187H111L113 184L112 183H110L111 185L109 186V183L108 184H106L105 183V181ZM118 180V179H117ZM126 180V179H125ZM125 180H122V179H120L119 180V184H120V186L122 187V188H128L127 190H131V189H129V188H131L130 186H131V182L129 183V181L127 182V181H125ZM133 180H135V179H133ZM142 180V179H141ZM203 180H205V179H203ZM239 180V179H238ZM245 180V179H244ZM247 180H251V179H247ZM247 180H245V181H247ZM264 180V179H263ZM32 181V182H31ZM94 181V182H95ZM140 181V180H139ZM138 181V182H139ZM29 182V183H28ZM31 182V183H30ZM95 182V183H96ZM209 182V181H208ZM207 182V183H208ZM227 182H229V183H227ZM234 182V181H233ZM97 183V185H99ZM105 183V184H104ZM203 183V182H202ZM206 183V182H205ZM206 183V184H207ZM256 183V182H255ZM93 184V183H92ZM135 184V183H134ZM245 186H250L251 187V183L250 182H245ZM253 184H254V182H253ZM18 186V188H19V190H16V189H14V187L13 186ZM102 185L104 186L103 188H102ZM133 185V184H132ZM236 185V184H235ZM264 185V184H263ZM263 185H261L262 187H263ZM15 186V187H16ZM106 186V187H105ZM108 186V187H107ZM240 186H241V184H240ZM239 186V187H240ZM98 187V186H97ZM200 187H201V189H202V191H204V192H202L201 193V195H199L198 194V192H201V190L199 191V189H200ZM213 187V188H212ZM258 187H259V185H258ZM17 188V189H18ZM112 188V187H111ZM191 188H192V190L195 188H198V189H196V190H193L195 193H193V194H196V191L198 190V192H197V194H196V196H197V198H196V196L195 195H191V193L193 192L192 190H191ZM212 188V189H211ZM242 188V187H241ZM243 188H244V186H243ZM247 188H249V187H247ZM259 188H261V187H259ZM264 188V187H263ZM100 189V190H101ZM113 190V192H115V193H113V192H111V194L114 196V194H117L116 193V191L114 190V188H112ZM204 189V190H203ZM95 190V191H94ZM241 190V189H240ZM247 191H248V189H246ZM102 191V190H101ZM205 191H206V195H207V197L205 198V196L206 195H204V197H202V194H205ZM237 191V190H236ZM247 191H245V192H247ZM239 192V191H238ZM237 192V193H238ZM249 192V191H248ZM256 192V191H255ZM107 193V192H106ZM103 194H105L104 193V191H103ZM109 194V191H108V193H107V195ZM139 194V196H141ZM245 194V193H244ZM243 194V195H244ZM253 194H254V192H253ZM256 194V193H255ZM111 195V196H112ZM118 195V194H117ZM116 195V196H117ZM119 195H121L120 193H119ZM136 195V194H135ZM191 196V198H190V196ZM246 195V194H245ZM130 196V195H129ZM128 196V197H129ZM141 196V197H142ZM222 196H224L225 197V199H227V200H229V202H231V204L229 205V206H222L221 205V203H222V201L223 200H225V199H223L224 197H222ZM247 196V195H246ZM99 197H101V196H99ZM109 197H110V195H109ZM119 197H121V196H119ZM137 197V196H136ZM239 197V196H238ZM257 197V196H256ZM117 198H118V196H117ZM116 198V199H117ZM131 198L133 199V197L131 196ZM203 198V199H202ZM254 198V197H253ZM248 199V198H247ZM98 200V202L99 203H101L100 204V208H98L99 206H97V205H99V204H97L96 203V201ZM104 200V199H103ZM192 200H194V199H192ZM253 200V199H252ZM255 200V199H254ZM253 200V201H254ZM94 201H95V203H94ZM117 201V200H116ZM120 201V200H119ZM123 201V200H122ZM188 201V200H187ZM252 201V202H253ZM261 201V200H260ZM121 202V201H120ZM120 202H118V205L119 206H123L124 205V203H120ZM125 202V201H124ZM180 202V201H179ZM237 202V203H236ZM245 202V201H244ZM251 202V203H252ZM263 202V201H262ZM106 203V202H105ZM181 203H180V205H181ZM251 203L249 202V206H251ZM117 204V203H116ZM121 204H123V205H121ZM235 204H238V206H239V208H237V207H235ZM243 204V203H242ZM245 204V203H244ZM247 204H248V201H247ZM257 204V203H256ZM263 204V203H262ZM148 205V204H147ZM150 205V204H149ZM189 205V204H188ZM260 205V204H259ZM109 206V205H108ZM112 206V205H111ZM151 206V205H150ZM246 206V205H245ZM256 206L258 207V208H256ZM264 206V205H263ZM105 207H106V205H105ZM117 207V206H116ZM115 206H114V209L116 208ZM127 207H130V205L128 204L127 205ZM244 207V206H243ZM119 207H117L116 209H118ZM124 208V207H123ZM158 207H156L155 206V208H153L152 207V209L154 210H156ZM160 208V207H159ZM262 208V209H261ZM108 209V210H107ZM120 209V208H119ZM181 209V208H180ZM261 209V210H260ZM123 210V209H122ZM121 210V211H122ZM125 210H127L126 208H125ZM186 210V209H185ZM108 211H109V213H108ZM158 211V209L156 210V212ZM180 211V210H179ZM119 212V211H118ZM127 212V213H128ZM122 213H126V212H123L122 211ZM138 213H140V212H138ZM165 213V212H164ZM181 213H183V211H181ZM11 214V215H10ZM129 214V213H128ZM142 214H140V215H142ZM153 214V213H152ZM160 214V213H159ZM189 214V213H188ZM261 214H262V212H261ZM8 215H10V216H8ZM91 215V217H89ZM186 215V214H185ZM150 216V217H149ZM228 217L229 219H227V218H224V217ZM92 217H93V219H92ZM140 217V218H139ZM147 217H149L148 218V220H144L143 218H145V219H147ZM153 217H154V215H153ZM156 217L155 218H153V219H156ZM167 217L168 216H166V220H168L167 219ZM191 217H192V215H191ZM88 218V219H87ZM159 218V219H158ZM261 218V219H260ZM90 219H92V220H90ZM177 219V218H176ZM176 219H173L174 221H177ZM185 219H186V217H185ZM229 220V221H226V220ZM79 220V221H80ZM170 220V219H169ZM219 220H225V222H219ZM50 221H52V222H54V227L52 228V229H50L51 227H50ZM97 221V223H95ZM149 221V222H148ZM151 221V222H150ZM156 221V220H155ZM157 221H156V223H157ZM172 221V220H171ZM181 221V220H180ZM193 221V220H192ZM261 221H262V223H261ZM47 222H49L50 224L48 225V223ZM167 222H169V221H167ZM183 222V221H182ZM210 222V221H209ZM239 222V221H238ZM3 223H5V222H3ZM80 223H81V221H80ZM102 223H103V225H105V226H101L102 225ZM155 223V226H157V224ZM175 223H177V222H175ZM179 223V222H178ZM181 223V222H180ZM180 223H179V226H180ZM211 223V222H210ZM244 223V222H243ZM248 223H249V221H248ZM46 224H47V226H49L50 228V230L49 229H47V226H46ZM70 224V223H69ZM81 224H84L83 222L81 223ZM169 224H170V226H169ZM182 224V223H181ZM198 224V223H197ZM253 224V225H254ZM52 225V224H51ZM67 225V226H66ZM173 225V224H172ZM184 225V224H183ZM183 225H181V227H184ZM187 224H185V226H186ZM204 225V224H203ZM212 225V224H211ZM210 225V227H213V226H215L214 224H213V226H211ZM243 225V224H242ZM250 225V224H249ZM253 225H251V227L253 226ZM263 225V224H262ZM84 226H85V224H84ZM87 226V225H86ZM93 226V225H92ZM175 226H177L176 224H175ZM179 226H177V227H179ZM188 226V225H187ZM186 226V227H187ZM223 226V227H224ZM245 226V225H244ZM2 227V228H1ZM160 227V226H159ZM186 227H184L183 229H186ZM216 227V226H215ZM214 227V228H215ZM231 227V229L232 230H230V229H228V228H230ZM258 227V226H257ZM256 227V228H257ZM220 228V227H219ZM234 228H235V226H234ZM241 228V227H240ZM71 229V228H70ZM75 229V228H74ZM159 229H160V231H159ZM177 229H179V228H177ZM182 229V228H181ZM188 229H190L189 227H188ZM216 229H218V228H216ZM258 229V228H257ZM263 229V228H262ZM65 230V231H66ZM71 230H73V229H71ZM214 230V229H213ZM212 230V231H213ZM221 229H218L217 231H220ZM225 230V229H224ZM239 230V229H238ZM164 231V232H163ZM169 231H171V232H169ZM176 232H177V230H175ZM179 231L181 232V230L179 229ZM179 231H178V233H179ZM186 231V230H185ZM210 231V230H209ZM232 231L234 232L233 234H231L232 233ZM243 231V230H242ZM245 231V233H248L249 231H247L246 232V230H244ZM254 231H255V229H254ZM261 232H262V230H260ZM76 232H78V231H76ZM84 232V231H83ZM163 232V233H162ZM176 232H174V234H176ZM184 232V231H183ZM182 232V233H183ZM186 232H190V231H186ZM214 232H216V230L214 231ZM237 232V231H236ZM257 232V231H256ZM185 233V232H184ZM239 233V232H238ZM76 235H77V233H75ZM185 234H188V233H185ZM184 234V235H185ZM190 234V233H189ZM244 234V233H243ZM249 234V233H248ZM247 234V235H248ZM262 234L263 233H260V234H258L257 233V236H262ZM173 235V234H172ZM181 235V234H180ZM179 235V237H182V236H180ZM183 235V236H184ZM193 234H190V236H192ZM221 236H222V234H220ZM254 235V234H253ZM73 236V235H72ZM77 236H79V235H77ZM125 236L128 238H126V240L127 241H125V240H123V238L125 239ZM166 236V237H167ZM177 236V235H176ZM196 236V235H195ZM198 236V235H197ZM216 236V235H215ZM217 236H219V235H217ZM245 236V235H244ZM264 236V235H263ZM75 237V236H74ZM187 237H189V235H187ZM192 237H194V236H192ZM200 236H198V238H199ZM201 237H203V236H201ZM76 239H78L77 237H75ZM79 238H81V237H79ZM122 238V239H121ZM168 238V237H167ZM167 238L166 239H158V243L160 244V246L162 245L163 247V252H164V255L165 254H167V253H171L172 251V249L170 248V246L168 245V240H167ZM170 238V237H169ZM173 238V237H172ZM176 239H177V237H175ZM184 238V237H183ZM225 238V237H224ZM228 238V237H227ZM236 238H237V235H236ZM239 238V237H238ZM263 238V237H262ZM261 238V239H262ZM175 239V241H180V239L179 240H176ZM185 240H186V238H184ZM191 239H195V238H191ZM201 239V238H200ZM229 239V238H228ZM245 239V238H244ZM249 239V238H248ZM250 239H252V237L250 238ZM259 239V238H258ZM79 240V239H78ZM159 240H161V242H159ZM165 240H167V241H165ZM183 240V239H182ZM189 240V239H188ZM187 240V241H188ZM197 240H199V239H197ZM221 240H223L222 238H221ZM254 240V239H253ZM256 240V239H255ZM254 240V241H255ZM264 240V239H263ZM80 241V240H79ZM165 241V242H164ZM169 241H172L173 242V240H169ZM190 241V240H189ZM225 241V240H224ZM235 241V240H234ZM73 242H76V241H73ZM73 242H72V244H73ZM182 242H184V241H182ZM198 242V241H197ZM200 242V241H199ZM198 242V243H199ZM213 242V241H212ZM226 242V241H225ZM237 242V241H236ZM241 242V241H240ZM80 243V242H79ZM96 243H99V244H97L98 246H96L95 244ZM161 243H163V244H161ZM201 243H206L205 245L206 246H204V248L205 249H208V247H210L209 246V242H202L201 241ZM207 243H208V245H207ZM214 243V242H213ZM245 243V242H244ZM248 243V242H247ZM260 243V242H259ZM71 244V243H70ZM71 244V245H72ZM78 244V243H77ZM187 244V243H186ZM185 244V245H186ZM221 244V243H220ZM231 244V243H230ZM75 245V244H74ZM189 245V244H188ZM192 245V244H191ZM210 245H212V243L210 244ZM259 245V244H258ZM35 246V247H34ZM69 246V245H68ZM151 246V247H150ZM208 246V247H207ZM216 247V250L217 249H220V251H221V249H222V251H224L225 249L224 248H226V250L227 251H229V249H227V247L228 246H226L225 247V245H219V246H221V247H223V248H219V246H217V244L215 245ZM97 248V250H95V248ZM218 247V248H217ZM254 247V246H253ZM262 247V246H261ZM99 248V249H98ZM177 248V247H176ZM175 248V249H176ZM201 248V247H200ZM233 248V247H232ZM238 248V247H237ZM245 249L247 248V247H244ZM249 248V247H248ZM83 249V248H82ZM224 249V250H223ZM234 249V248H233ZM255 249V248H254ZM2 250V249H1ZM1 250H0V252H1ZM9 250V249H8ZM68 250V249H67ZM70 250V249H69ZM180 250V249H179ZM188 250V249H187ZM187 250H185V251H187ZM242 250H244V249H242ZM250 250V249H249ZM256 250V249H255ZM254 250V252H253V250L251 251L252 253H258V251L256 252ZM64 251V250H63ZM78 253H77V252ZM81 251V250H80ZM178 251V250H177ZM182 251H184V250H181V252ZM184 251V252H185ZM196 251V250H195ZM199 251H201V250H199ZM204 251V250H203ZM212 251V250H211ZM235 251V250H234ZM245 251V250H244ZM250 251H248V252H250ZM68 252H65L64 254H62V253H60V257H63L62 258V260L61 261H64V259H67L66 258V256L67 255H69L68 254ZM145 253V255H144V253ZM161 252V251H160ZM160 252H159V254H160ZM207 252V251H206ZM219 252V251H218ZM217 252V253H218ZM225 252V251H224ZM223 252V253H224ZM237 252H239V251H237ZM241 252H243V251H241ZM240 252V253H241ZM67 253V254H66ZM174 253H176V252H174ZM178 253V252H177ZM187 253H190L189 251L187 252ZM187 253H185V254H187ZM205 253V252H204ZM227 253V252H226ZM239 253V254H240ZM9 254V253H8ZM181 254V253H180ZM203 254V253H202ZM209 254V253H208ZM214 254V253H213ZM216 254V253H215ZM245 254V253H244ZM259 254H261L262 255V253L260 252ZM0 255H2V254H0ZM4 255V254H3ZM2 255V256H3ZM10 255V254H9ZM69 255V256H70ZM82 255V254H81ZM158 255V254H157ZM163 255V254H162ZM171 255V254H170ZM169 255V256H170ZM174 255V254H173ZM172 255V256H173ZM175 255H178V254H175ZM217 255H219V253L217 254ZM236 255H238V254H236ZM260 255V256H261ZM263 255H264V253H263ZM2 256H0V264H8V263H10V261L7 263L6 261H5V259L2 257ZM12 256V257H11ZM58 256V255H57ZM181 256V255H180ZM185 256V255H184ZM188 256H190V255H188ZM192 256V255H191ZM199 256V255H198ZM197 256V257H198ZM244 256V255H243ZM253 256V255H252ZM251 256V257H252ZM80 257V256H79ZM150 257H151V259L152 260H150ZM168 257V256H167ZM177 257V256H176ZM200 257V256H199ZM216 257V256H215ZM232 257H234V255L232 256ZM236 257V256H235ZM255 257V256H254ZM259 257V256H258ZM10 260H11V262L12 261H16V263H17V260H19V259H17L18 257L16 256V255H10ZM81 258V257H80ZM166 258V257H165ZM173 258H175V257H173ZM178 258V257H177ZM176 258V259H177ZM183 258V257H182ZM185 258V257H184ZM213 258V257H212ZM212 258H211V260H212ZM228 258H230V257H228ZM239 258V257H238ZM242 258V257H241ZM7 259V258H6ZM158 259V258H157ZM171 259V258H170ZM180 259V258H179ZM210 259V258H209ZM217 259L218 258H216V261H217ZM223 259V258H222ZM227 259V258H226ZM232 259V258H231ZM258 259V258H257ZM260 259V258H259ZM132 260H134V261H132ZM190 260H192V259H190ZM215 260V259H214ZM219 260V259H218ZM221 260V259H220ZM234 260H235V258H234ZM253 260H255V259H253ZM262 260V259H261ZM60 261V262H61ZM106 261V263H108ZM130 261H132V262H130ZM155 261V260H154ZM157 261V260H156ZM161 261V260H160ZM174 261V260H173ZM177 261V260H176ZM194 261V260H193ZM196 261V260H195ZM227 261H229V259L227 260ZM247 261H248V259H247ZM256 261V260H255ZM258 261V260H257ZM260 261V260H259ZM13 262V263H14ZM19 262V261H18ZM20 262V263H21ZM27 261H25V263H26ZM57 262H59V260L57 261ZM59 262V263H60ZM92 262V261H91ZM129 262V263H128ZM152 262V263H151ZM159 262V261H158ZM170 262V261H169ZM172 262V261H171ZM182 262V261H181ZM232 262V261H231ZM263 260H262V264H263ZM12 263V264H13ZM67 263H65V264H67ZM93 263V262H92ZM91 263V264H92ZM164 263V262H163ZM176 263V262H175ZM210 263V262H209ZM218 263H219V261H218ZM221 263V262H220ZM233 263V262H232ZM252 263V262H251ZM258 263V262H257ZM62 264V263H61ZM110 264H112V263H110ZM164 264H166V263H164ZM168 264V263H167ZM182 264V263H181ZM184 264H186V263H184ZM205 264V263H204ZM216 264H217V262H216ZM225 264V263H224ZM228 264V263H227ZM250 264V263H249Z\"/></svg>",
	"mask_w": 264,
	"mask_h": 264
}]
</instances>
